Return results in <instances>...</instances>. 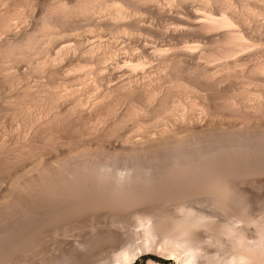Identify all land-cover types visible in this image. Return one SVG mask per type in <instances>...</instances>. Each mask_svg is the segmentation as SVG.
<instances>
[{
  "label": "bare ground",
  "instance_id": "bare-ground-1",
  "mask_svg": "<svg viewBox=\"0 0 264 264\" xmlns=\"http://www.w3.org/2000/svg\"><path fill=\"white\" fill-rule=\"evenodd\" d=\"M8 1V0H7ZM16 1V0H15ZM24 1V0H23ZM29 0H27V2H28ZM35 1V0H34ZM47 1V0H46ZM55 1V0H54ZM61 1H63V0H61ZM68 1V0H67ZM70 1V0H69ZM74 1V0H73ZM73 1H72V3H73ZM77 1H79L80 2V0H77ZM83 1H85V0H83ZM104 1V0H103ZM120 1V0H119ZM122 1V0H121ZM18 2V1H17ZM20 2V1H19ZM37 2V1H36ZM49 2V1H48ZM60 2V1H59ZM58 2V3H59ZM63 2H65V1H63ZM78 2V3H79ZM86 3H88V2H90V0H87V1H85ZM92 2H93V0L91 1V3L90 4H92ZM95 2H96V0H95ZM98 2V1H97ZM107 2H109V1H107ZM122 2H124L125 4H126V6L128 5V6H130V7H135L134 9H136V7H137V9H138V7L139 8H141L142 10L144 9V12H142L141 11V9H140V11L142 12V14L144 13V20L145 21H150V18H148L147 16H148V14H154V16L156 17H161L162 15H167V16H169L171 19H179L180 20V22L183 24L182 26V28L183 29H185L186 31H191L192 33L193 32H198V33H201L202 35H204L206 38V40H205V42H204V44L202 45L200 42H198V43H189L188 42V44L186 45V44H183L181 47H175V48H173L171 51H169L168 53L167 52H164V49L163 48H161L162 47V45H161V47H159L158 46V44H155V45H151L150 43H148L147 41H142V42H140V41H138L139 43L138 44H140L141 45V47H143V49H144V57L146 58V57H148V59L151 61V62H153L155 59H157V60H161L162 62H165V64L164 63H162V64H164V65H168L169 67H172V69H173V71H174V74H179V72L181 71V70H183L184 72L186 71V75H187V73H188V76H189V79L190 78H193L195 81L196 80H198V81H200L201 83H202V85H203V83H204V86H205V84L206 85H208L209 83H211V85H213V84H215L216 85V83L218 84V83H220L221 84V82H223V81H226V80H223L221 77H218L217 78V76H222V75H225L224 73H220V74H218L217 76H216V73H217V71H218V69H220L221 68V71H222V69L224 70L225 69V72L227 71H229L230 70V72H232L231 70H234L233 72L234 73H236L235 72V70H238L239 72H241V70H243L244 71V73H245V77H246V71H247V73L249 74L250 73V75H248V76H250L251 77V79H253L254 80V77H256L257 79L259 78L260 80H262V81H264V78H263V76H264V0H123ZM121 2V3H122ZM3 3V2H2ZM8 3V2H7ZM23 3V2H22ZM69 3V2H68ZM78 3H76V5H78ZM86 3H85V5H83L84 7L86 6H88V5H86ZM94 3V2H93ZM119 3V2H118ZM5 4V3H4ZM15 4V3H14ZM34 4V3H33ZM53 4V3H52ZM61 4V3H60ZM66 4V3H65ZM65 4H64V7L62 6V8L64 9V8H66L67 7V5L68 4H66V7H65ZM75 4V3H74ZM95 4V3H94ZM102 4V3H101ZM108 4V3H107ZM19 5V4H18ZM20 5H21V3H20ZM26 5V4H25ZM37 5H39V4H37ZM40 5H41V1H40ZM54 5H57V4H54ZM73 6V4H70L69 6ZM5 6L6 7H8V6H10V3H8V5H6L5 4ZM28 6V5H27ZM33 6V5H32ZM36 6V5H35ZM46 6V5H45ZM48 6H49V3H48ZM47 6V7H48ZM61 6H59L58 5V7H61ZM83 6H81V7H83ZM109 6V5H108ZM119 6V7H118ZM0 7H1V5H0ZM3 7V6H2ZM11 7V6H10ZM15 7H17V9H18V6H15ZM21 7V9H22V6H20ZM34 7V6H33ZM52 7V6H51ZM56 7V6H55ZM75 7H77V6H75ZM75 7H73V8H75ZM79 7V6H78ZM90 7H94L93 5L91 6H89V8ZM101 7V6H100ZM123 7H125V6H123ZM123 7H121L120 5H117V9H118V11H119V13L116 15V16H118L119 15V17H116V18H119V20H120V25H122V24H124V22L126 21V19H125V21H121V19H123V18H127V17H125V13H126V11L124 12H121L122 11V9H123ZM215 7H217V8H215ZM12 8V7H11ZM23 8H25V7H23ZM29 8H31V7H29ZM29 8H26V11H25V13L26 12H29V11H27V9H29ZM46 8V7H45ZM49 8V7H48ZM89 8H85L86 10L87 9H89ZM97 8V7H96ZM104 9H106L105 7H103ZM122 8V9H121ZM0 9H2V8H0ZM10 9V8H9ZM42 9V8H41ZM55 9V8H54ZM67 9V8H66ZM70 9V8H69ZM76 9V8H75ZM74 9V10H75ZM83 10H84V8H82ZM91 9V8H90ZM89 9V10H90ZM94 9V8H93ZM98 9V8H97ZM109 9V8H108ZM110 9H112V8H110ZM116 9V10H117ZM203 9V10H202ZM20 10V9H19ZM30 10H32V9H30ZM57 10H59L58 8H57ZM56 10V11H57ZM62 10V9H61ZM80 10V9H79ZM78 10V11H79ZM88 10V11H89ZM101 10V9H100ZM112 10H114V9H112ZM124 10V9H123ZM132 10H133V8H132ZM200 10H202V11H204V10H206V11H204V12H206L205 14L203 13V12H201ZM215 10H218V12H219V14L217 13V11H215ZM12 11H14V10H12ZM15 11H16V9H15ZM55 11V10H54ZM63 11V10H62ZM82 11V10H81ZM91 11H92V9H91ZM107 11V10H106ZM117 11V12H118ZM129 11V10H128ZM134 12H137V11H135V10H133ZM132 11V12H133ZM138 11H139V9H138ZM2 12V11H1ZM4 12V11H3ZM9 12H10V10H9ZM9 12H7L8 14H9ZM19 12V11H18ZM22 12V11H21ZM43 12H44V10H43ZM46 12V11H45ZM60 12V11H59ZM68 12V11H67ZM71 12V10L69 11V13ZM83 12V11H82ZM90 12V11H89ZM95 12H97V11H95ZM95 12L93 11V13L95 14ZM103 12H104V10H103ZM108 12V11H107ZM110 12V11H109ZM6 13V14H7ZM17 13V12H16ZM48 13V12H47ZM46 13V14H47ZM54 13V12H53ZM60 13H62V12H60ZM60 13H59V16H60ZM66 13V12H65ZM76 14H77V11L75 12ZM98 13V12H97ZM101 13H102V10H101ZM111 13V12H110ZM109 13V14H110ZM130 13V12H129ZM15 14V13H14ZM18 14V13H17ZM20 14H22V13H19V15L18 16H20ZM24 14V13H23ZM42 14V13H41ZM50 14V13H49ZM55 14H57V13H55ZM73 14V12L71 13V15ZM87 13L85 12L83 15H86ZM89 14V13H88ZM104 14V13H103ZM107 14V13H106ZM127 14V13H126ZM133 13H131V15H132ZM138 14V13H137ZM139 14H140V12H139ZM3 15V14H2ZM10 15V14H9ZM44 15V14H43ZM63 15V14H62ZM66 15H68V14H66ZM65 15V16H66ZM77 15H79V14H77ZM80 15H81V13H80ZM80 15H79V17H78V19L79 18H81L80 17ZM135 15V14H134ZM158 15H161V16H158ZM4 16H5V14H4ZM26 16H27V14H26ZM25 16V17H26ZM32 16V15H31ZM30 16V17H31ZM34 16V15H33ZM32 16V17H33ZM39 16V15H38ZM47 16V15H46ZM53 16V15H52ZM115 16V15H114ZM128 16V15H127ZM6 17V16H5ZM11 17V16H10ZM22 17V16H21ZM21 17H19V18H21ZM28 17H29V15H28ZM51 17V16H50ZM49 17V18H50ZM74 17V16H73ZM89 17V16H88ZM101 17V16H100ZM106 17V16H105ZM138 17H139V15H138ZM142 16H141V14H140V18H141ZM148 18V19H145V18ZM149 17H151V19H152V15L150 16L149 15ZM8 18V17H7ZM35 18V17H34ZM40 18V17H39ZM58 18V17H57ZM63 18H65L64 16H62V19ZM66 18H67V16H66ZM69 18H70V14H69ZM84 18H85V16H84ZM83 18V19H84ZM97 18V17H96ZM95 18V19H96ZM113 19H114V17H112ZM134 18V17H133ZM132 18V19H133ZM140 18H138V20H137V17L135 18V19H133V20H130V19H128L127 21H126V23L128 24V26H131L132 24L129 22V20L130 21H133L134 22V27H135V24H136V26L137 25H143L142 27H141V29L142 28H144V32L148 29V27L150 28L152 25H154V23L152 22V25L150 24L151 22H147L146 24L145 23H143V24H141L140 23ZM3 19H4V17H3ZM2 19V20H3ZM24 19V18H23ZM30 19V18H29ZM28 19V20H29ZM43 19H46L45 18V16H44V18ZM43 19L41 20V21H43ZM52 19V18H51ZM74 19H75V17H74ZM86 19V18H85ZM87 19H89V18H87ZM98 19V18H97ZM142 19V18H141ZM161 19V18H160ZM164 19V18H163ZM167 20H168V18H166ZM15 20H17V19H15ZM14 20V21H15ZM54 20H55V18H54ZM67 20V19H66ZM69 20V19H68ZM91 20H93V19H91ZM101 20V19H100ZM106 20V19H105ZM116 20V19H115ZM136 22H135V21ZM153 21H154V18L152 19ZM21 21V20H20ZM35 21V20H34ZM39 21V20H38ZM48 21H49V19H48ZM52 21V20H51ZM56 21V20H55ZM63 21V20H62ZM70 21H71V19H70ZM81 21H83V20H81ZM97 21V20H96ZM102 21V20H101ZM142 21H143V19H142ZM158 21H159V19H158ZM158 21H156V22H158ZM173 21V20H172ZM254 22V23H252V22ZM32 22V21H31ZM37 22V21H36ZM53 22V21H52ZM59 22V21H58ZM78 22V21H77ZM76 22V23H77ZM80 22V21H79ZM87 22H89V21H86V25H87ZM95 22V21H94ZM99 22V21H98ZM110 22V21H109ZM131 24V25H129V23ZM170 22V21H169ZM174 22V21H173ZM2 23V25H1V27H0V34H5V35H10V36H18V33L19 32H16V31H14L10 26L12 25V19H6V20H4V21H2L1 22ZM27 23H29V22H27ZM55 23V22H54ZM53 23V24H54ZM60 23H62V22H60ZM69 23V22H68ZM73 23H75V22H73ZM84 23V22H83ZM95 23H97V22H95ZM105 23V22H104ZM111 23V22H110ZM113 23V22H112ZM115 23V22H114ZM113 23V24H114ZM117 23H118V19H117ZM122 23V24H121ZM125 23V24H126ZM148 23L151 25H149V26H147L148 25ZM166 23V22H165ZM24 24H26L25 23V19H24ZM31 24V23H30ZM35 24V23H34ZM38 24V23H37ZM37 24H36V26H37ZM41 24H44L43 22L41 23ZM64 24H67V23H64ZM64 24H63V26H64ZM71 24V23H70ZM79 24V23H78ZM92 24V23H91ZM102 24V23H101ZM100 24V25H101ZM116 24V23H115ZM124 24V25H125ZM20 25V24H19ZM28 24H26V26H27ZM48 25V24H47ZM52 25V24H51ZM56 25V24H55ZM57 25H58V23H57ZM81 25V24H80ZM83 25V24H82ZM84 25H85V23H84ZM90 25V24H89ZM99 25V26H100ZM123 25V26H124ZM133 25L131 26V28L133 27ZM157 25V24H156ZM160 25H162V24H160ZM159 25V26H160ZM165 25V24H164ZM171 25V24H170ZM179 25V24H178ZM25 26V25H24ZM45 26H46V24H45ZM61 26V25H60ZM71 26V25H70ZM114 26V25H113ZM116 26H118L117 24L115 25V29L117 28ZM158 26V25H157ZM163 26V25H162ZM177 26V25H176ZM20 26H18V28H19ZM28 27V26H27ZM30 27H32V26H30ZM38 27H40V26H38ZM42 27H43V25H42ZM50 27H52V26H50ZM57 27V26H56ZM68 27V26H67ZM95 27V26H94ZM110 27V26H109ZM119 27V26H118ZM138 27V26H137ZM137 27H135L134 29H137ZM140 27H138V29L140 28ZM166 27V26H165ZM175 27V26H174ZM18 28H17V30H18ZM21 28V27H20ZM20 28H19V30H20ZM29 28V27H28ZM34 28V27H33ZM37 28V27H36ZM73 28V27H72ZM75 28V27H74ZM83 28V27H82ZM87 28V27H86ZM89 28V27H88ZM103 28H104V26H103ZM122 28V27H121ZM120 28V29H121ZM154 27H152V28H150V31H151V29H153ZM159 28V27H158ZM157 28V29H158ZM169 28V27H168ZM180 28V27H179ZM178 28V29H179ZM25 29V28H24ZM23 29V30H24ZM38 29V28H37ZM41 29V28H40ZM39 29V30H40ZM46 29V28H45ZM48 29H50V28H47L46 29V31L48 30ZM56 28H54V30H55ZM62 29V28H61ZM66 29V28H65ZM118 29V28H117ZM119 29V30H120ZM155 29V28H154ZM157 29H155V30H157ZM162 29V28H161ZM34 30H35V28H34ZM52 30H53V28H52ZM58 30V29H57ZM60 30V29H59ZM58 30V31H59ZM77 30V29H76ZM85 30V29H84ZM96 30H97V28H96ZM124 30H126V29H124ZM127 30H128V28H127ZM25 31V30H24ZM28 31H30V30H28ZM32 31V30H31ZM46 31H44V32H46ZM56 31V30H55ZM75 31V30H74ZM106 31H107V29H106ZM110 31V30H109ZM120 31H122V29L120 30ZM137 31V30H136ZM142 31V30H141ZM149 31V30H148ZM159 31H160V29H159ZM162 31V30H161ZM179 31V30H178ZM183 31V30H182ZM33 32V31H32ZM40 32V31H39ZM43 32V34H45ZM69 32V31H68ZM67 32V33H68ZM71 32H72V30H71ZM104 32V31H103ZM108 32V31H107ZM127 32H129V31H127ZM152 32L154 33V31L152 30ZM164 32V31H163ZM169 32V31H168ZM184 32V31H183ZM182 32V33H183ZM28 32H26L25 34H27ZM35 33V32H34ZM60 33V32H59ZM63 33H65V32H63ZM79 33V32H78ZM99 33V32H98ZM104 33H106V32H104ZM111 33V32H110ZM123 33H126V32H123ZM130 33V32H129ZM134 33H135V31H134ZM142 33V32H141ZM166 33V32H165ZM175 33V32H174ZM186 33V32H185ZM20 34H23V33H21V30H20ZM19 34V35H20ZM29 34H31V33H29ZM35 34H37L38 35V33L36 32ZM35 34H33L32 33V35H35ZM48 34V33H47ZM55 34V33H54ZM53 34V35H54ZM57 34V33H56ZM61 34V33H60ZM59 34V35H60ZM81 34H82V32H81ZM80 34V36H82ZM91 34V33H90ZM118 34H119V32H118ZM132 34V33H131ZM147 34H149V33H147ZM146 34V35H147ZM154 34H156V32L154 33ZM158 34V33H157ZM167 34V33H166ZM166 34H164V33H162V35H166ZM176 34V33H175ZM178 34V33H177ZM187 34V33H186ZM197 34V33H196ZM4 35V36H5ZM50 35V34H49ZM52 35V36H53ZM73 35V34H72ZM76 35V34H75ZM78 35V34H77ZM99 35V34H98ZM105 35V34H104ZM112 35H113V33H112ZM115 35V34H114ZM126 35V34H125ZM145 35V36H146ZM160 35H161V33H160ZM160 35H158L159 37H160ZM170 35V34H169ZM182 35V34H181ZM188 35V34H187ZM9 36V37H10ZM27 36V35H26ZM43 36V35H42ZM51 36V37H52ZM57 35H55L54 37H56ZM106 36V35H105ZM134 36V35H133ZM155 36V35H154ZM23 37V36H22ZM24 37H25V35H24ZM23 37V38H24ZM30 37V36H29ZM29 37H27V38H29ZM39 37V36H38ZM50 37V36H49ZM58 37L59 36H57L56 38L58 39ZM62 37V36H61ZM96 37V36H95ZM118 37H120V36H118ZM123 37V36H122ZM138 37V36H137ZM136 37V38H137ZM141 37V36H140ZM150 37V36H149ZM165 37V36H164ZM166 37H168V36H166ZM170 37V36H169ZM176 37V36H175ZM178 37V36H177ZM188 37V36H187ZM198 37H200L199 35H198ZM2 38V37H1ZM11 38V37H10ZM18 38V37H17ZM32 38V37H31ZM48 38V37H47ZM87 38V37H86ZM114 38V37H113ZM115 38H117L116 36H115ZM125 38V37H124ZM129 38V37H128ZM127 38V39H128ZM143 38V37H142ZM151 38H152V36H151ZM156 38H158L157 37V35H156ZM182 38V37H181ZM180 38V39H181ZM189 38H190V36H189ZM202 38V37H201ZM16 39V38H15ZM14 39V40H15ZM39 40L41 39V38H38ZM37 39V40H38ZM74 39V38H73ZM84 39V38H83ZM101 39V38H100ZM135 39V38H134ZM140 39V38H139ZM159 39V38H158ZM166 39H168V38H166ZM172 39H174V38H172ZM176 39V38H175ZM2 40H4V38L2 39ZM2 40H0V41H2ZM22 40V39H21ZM20 39H19V41H21ZM23 40H25V39H23ZM32 40V39H31ZM35 40V39H34ZM36 40V41H37ZM42 40V39H41ZM49 40V39H48ZM53 40H55V39H53ZM87 40V39H86ZM124 40V39H123ZM122 40V41H123ZM155 41H156V39H154ZM153 40V41H154ZM163 40V39H162ZM5 41V40H4ZM17 41V40H16ZM28 41H30L29 39H28ZM42 41H44V40H42ZM41 41V42H42ZM46 41V40H45ZM51 41V40H50ZM104 41V40H103ZM110 41V40H109ZM134 41V40H133ZM137 41L135 40V42L137 43ZM152 41V40H151ZM158 41V40H157ZM164 41V40H163ZM179 41V40H178ZM190 41V40H189ZM204 41V40H203ZM5 42H8V41H5ZM26 42H27V39H26ZM41 42H39V43H41ZM57 42V41H56ZM55 42V43H56ZM85 42V41H84ZM84 42H82L83 43V45H84ZM96 43H97V41H95ZM95 42H93V43H95ZM100 42V41H99ZM118 42H120L119 40H118ZM144 42V43H143ZM160 42V41H159ZM167 42V41H166ZM169 42H170V40H169ZM174 42V41H173ZM180 42H182V41H180ZM10 43H11V40H10ZM9 43V44H10ZM18 43H20V42H18ZM24 43V42H23ZM28 43V42H27ZM30 43H31V41H30ZM33 43V42H32ZM51 43V42H50ZM50 43H48V45L50 44ZM76 43V42H75ZM75 43H73V44H75ZM78 43V42H77ZM106 43V42H105ZM104 43V44H105ZM111 43V42H110ZM127 43H130V40H128V42ZM200 43V44H199ZM203 43V42H202ZM3 46H5L3 43H1ZM5 44H7V43H5ZM21 44V43H20ZM46 44V43H45ZM99 44V43H98ZM114 44H115V42H114ZM123 44V43H122ZM122 44H120V45H122ZM125 44V43H124ZM135 44V43H134ZM153 44V43H152ZM167 44V43H166ZM178 44V43H177ZM11 45H13V43L11 44ZM26 45V44H25ZM35 45V44H34ZM36 45H37V43H36ZM43 45H44V43H43ZM54 45V44H53ZM71 45V44H70ZM79 45V44H78ZM139 45V46H140ZM186 45V46H185ZM2 46V47H3ZM17 46H19V45H17ZM29 46V45H28ZM31 46V45H30ZM29 46V47H30ZM39 46V45H38ZM41 46H42V44H41ZM74 46V45H73ZM97 46V45H96ZM104 46V45H103ZM118 46V45H117ZM125 46V45H124ZM128 46V45H127ZM131 46V45H130ZM135 46V45H134ZM166 46V45H165ZM173 46V45H172ZM6 47H9V46H6ZM11 47V46H10ZM10 47H9V49H10ZM14 47L16 48V46L14 45ZM24 47V46H23ZM33 47V46H32ZM35 47V46H34ZM34 47H33V50H34ZM42 47H44V46H42ZM50 47V46H49ZM51 47H53V46H51ZM80 47V46H79ZM89 47V46H88ZM92 46H90L89 48H91ZM99 47V46H98ZM98 47H97V49H98ZM114 47V46H113ZM132 47V46H131ZM3 48H5V47H3ZM12 48H13V46H12ZM14 48V49H15ZM19 48V47H18ZM39 48V47H38ZM59 48V47H58ZM64 48H65V46H64ZM83 48H84V46H83ZM100 48V47H99ZM110 48V47H109ZM119 48H120V46H119ZM118 48V49H119ZM130 48V47H129ZM20 49H22V46H21V48ZM26 49H28V48H26ZM39 49H41V51H42V48H39ZM38 49V50H39ZM53 49V48H52ZM61 49V48H60ZM80 49V48H79ZM86 49H88V48H86ZM92 49V48H91ZM117 49V48H116ZM123 49V48H122ZM133 49V48H132ZM142 49V50H143ZM166 49V48H165ZM6 51H7V49H5ZM19 50V49H18ZM32 49L30 50V52L31 51H33ZM35 50H37V48L35 49ZM44 50V49H43ZM69 50V49H68ZM94 50H96V49H94ZM99 50V49H98ZM100 50H101V48H100ZM114 50V49H113ZM120 50V49H119ZM124 50H126V49H124ZM136 50V49H135ZM139 50V49H138ZM13 51V50H12ZM16 51V50H15ZM14 51V52H15ZM23 51H25L24 49H23ZM53 51V50H52ZM59 50H57V52H58ZM60 51H62V50H60ZM59 51V52H60ZM79 51V50H78ZM92 51V50H91ZM106 51V50H105ZM1 52V51H0ZM14 52H12L13 54H14ZM20 52V51H19ZM28 52H29V50H28ZM39 52H40V50H39ZM44 52V51H43ZM66 52V51H65ZM68 52V51H67ZM76 52H77V50H76ZM88 52V51H87ZM93 52V51H92ZM97 52H99V51H97ZM111 52V51H110ZM128 52V51H127ZM131 52V51H130ZM135 52V51H134ZM6 53V52H5ZM11 52H10V54H12ZM20 53H22V51L20 52ZM19 53V54H20ZM27 53V52H26ZM32 53V52H31ZM73 53V52H72ZM71 53V54H72ZM75 53V52H74ZM83 53V52H82ZM100 53V52H99ZM108 53V52H107ZM114 53H116V52H114ZM136 53V52H135ZM7 54H8V52H7ZM23 54H24V52H23ZM40 54V53H39ZM49 54V53H48ZM67 54V53H66ZM84 54H86V53H83V55ZM93 54H94V52H93ZM101 54H103V53H101ZM110 54V53H109ZM127 54V53H126ZM129 54V53H128ZM127 54V55H128ZM138 54V53H137ZM136 54V55H137ZM2 55H3V52H2ZM1 54H0V56H2ZM6 55V54H5ZM4 55V56H5ZM17 55V54H16ZM35 55V54H34ZM33 55V56H34ZM68 55H69V53H68ZM79 55V54H78ZM82 55V56H83ZM88 55V54H87ZM90 55V54H89ZM92 55V54H91ZM90 55V56H91ZM100 55V54H99ZM98 55V56H99ZM104 55H106V54H104ZM108 55V54H107ZM134 55V54H133ZM132 55V56H133ZM3 56V57H4ZM10 56V55H9ZM14 56V55H13ZM19 56V55H18ZM22 56V54L20 55V57ZM24 56H26V54H24L23 55V57ZM30 56H32V55H30ZM51 56V55H50ZM58 56H60L59 54H58ZM66 56V55H65ZM73 56V55H72ZM96 56H97V54H96ZM117 56V55H116ZM129 56V55H128ZM131 56V55H130ZM129 56V57H130ZM131 56V57H132ZM3 57H2V60H5V58L3 59ZM12 57V56H11ZM20 57H19V59H20ZM26 57H28V59H29V55L28 56H26ZM35 57V56H34ZM39 57H40V55H39ZM53 57V56H52ZM55 57V56H54ZM61 57V56H60ZM81 57V56H80ZM85 57V56H84ZM88 57V56H87ZM94 57V55L91 57V58H93ZM103 57V56H102ZM105 57H107V56H105ZM104 57V58H105ZM113 57V56H112ZM111 57V55H110V58L109 59H111L112 58ZM124 57V56H123ZM125 57H127V56H125ZM134 57H136V56H134ZM143 57V56H142ZM8 58V57H7ZM10 58V57H9ZM17 58V57H16ZM22 58V57H21ZM37 58V57H36ZM45 58H46V56H45ZM44 58V59H45ZM62 58H64L63 57V55H62ZM61 58V59H62ZM133 58V57H132ZM139 59L141 58V56H139L138 57ZM137 58V59H138ZM144 58V59H145ZM15 59V56H14V58H13V60ZM18 59V58H17ZM18 59V61H20ZM31 59H33V58H30L29 60L32 62L33 60H31ZM42 59V58H41ZM49 59V58H48ZM47 59V60H48ZM53 59V58H52ZM57 59H59V58H57ZM70 59H71V57H70ZM74 59V58H73ZM86 59H90V58H86ZM99 59V58H98ZM97 59V60H98ZM101 59V58H100ZM117 59V58H116ZM124 59V58H123ZM142 59V58H141ZM143 59V60H144ZM147 59V58H146ZM153 59V60H152ZM10 60H11V62H12V59L10 58ZM23 60H24V58H23ZM28 60V61H29ZM55 58L52 60V61H54L55 62ZM69 60V59H68ZM85 60V59H84ZM118 60V59H117ZM129 60V59H128ZM133 60H135V59H133ZM0 61H1V58H0ZM8 61V64H9V60H7ZM16 61V60H15ZM43 61V60H42ZM51 61V60H50ZM60 61V60H59ZM81 61H83V60H81ZM87 61V60H86ZM102 61V60H101ZM107 61V60H106ZM108 61H110V60H108ZM107 61V62H108ZM111 61H113V60H111ZM114 61H115V59H114ZM5 62H6V60H5ZM24 62V61H23ZM41 62V61H40ZM56 62H57V60H56ZM61 62V61H60ZM79 62V61H78ZM84 62L85 61H83V63L82 64H84ZM94 62H95V59H94ZM98 62H99V60H98ZM133 62V61H132ZM132 62H131V64H132ZM145 60H144V62H142V61H138L137 60V62H136V60H135V63L134 64H132L131 66L135 69V71H140V66H142L143 67V63H144V67H143V69H145L146 68V66H145ZM147 62H148V60H147ZM146 62V63H147ZM13 63H15V62H13ZM12 63V64H13ZM19 63V62H18ZM17 63V64H18ZM32 63H34V61L32 62ZM37 63H38V61H37ZM42 63V62H41ZM64 63V62H63ZM62 63V65H63V67H65L64 66V64ZM88 63V62H87ZM116 61H115V65H116ZM122 63V62H121ZM128 63H130V62H128ZM11 64V63H10ZM20 64V63H19ZM27 64H31V63H27ZM26 64V65H27ZM36 64V63H35ZM39 64V63H38ZM45 64H46V61H45ZM44 64V65H45ZM48 64H50V62H48ZM52 64V63H51ZM57 64H58V62H57ZM56 64V65H57ZM71 64V63H70ZM80 64V63H79ZM81 64V65H82ZM89 64V63H88ZM95 64V63H94ZM97 64V63H96ZM101 64V63H100ZM124 64V63H123ZM148 64V63H147ZM158 64V63H157ZM160 64V63H159ZM2 65H3V63H2ZM16 65V64H15ZM43 64H41V66H42ZM55 64H52V67L54 66ZM67 65V64H66ZM73 65V64H72ZM87 65V64H86ZM114 65V66H115ZM152 65V64H151ZM163 65V66H164ZM28 66H31V69H32V66L33 65H28ZM77 66H79V65H77ZM83 67L82 68H84V65H82ZM102 66H103V64H102ZM110 66V65H109ZM112 66V65H111ZM158 66V65H157ZM162 66V65H161ZM167 66V67H168ZM0 67H1V65H0ZM6 67V66H5ZM11 67V66H10ZM17 67V66H16ZM19 67V66H18ZM23 67V66H22ZM21 67V68H22ZM36 67V66H35ZM34 67V68H35ZM43 67V66H42ZM50 67V66H49ZM49 67H46L47 69L49 68ZM52 67H50V69H53ZM69 67V66H68ZM81 67V66H80ZM100 67V66H99ZM106 67V66H105ZM104 67V68H105ZM117 67H120V66H118L117 65ZM121 67H122V65H121ZM123 67H125V66H123ZM123 67H122V71H123ZM149 67V66H148ZM168 67V68H169ZM238 67H243V68H241L240 70H239V68ZM13 68V67H12ZM11 68V69H12ZM44 68V67H43ZM42 68V69H43ZM45 68V69H46ZM70 68V67H69ZM74 68H76V67H74ZM87 68H88V66H87ZM94 68V67H93ZM96 68H98V65H97V67ZM107 68H109L108 66H107ZM126 68H128V67H126ZM153 68V67H152ZM151 68V69H152ZM155 68V67H154ZM157 68V67H156ZM10 69V70H11ZM29 68H27V70H28ZM30 69V72L32 71V70H34V69H32L31 70ZM41 69V68H40ZM41 69V70H42ZM59 69V68H58ZM58 69L55 67V70L54 71H56L57 70V72H58ZM63 69V68H62ZM61 69V70H62ZM65 69H67V68H65ZM64 69V70H65ZM78 69V68H77ZM80 69V68H79ZM86 69V68H85ZM95 69V68H94ZM116 69L118 70V68H115V67H112L111 68V72H114L115 73V71H116ZM148 69V68H147ZM163 69V68H162ZM166 69V68H165ZM171 69V68H170ZM226 69H228V70H226ZM61 70H59V71H61ZM81 70V69H80ZM83 70V69H82ZM100 70H101V68H100ZM156 70H158V69H156ZM169 70V69H168ZM2 71H4V70H2ZM16 71V70H15ZM48 71H49V69H48ZM47 71V72H48ZM68 71V70H67ZM66 71V72H67ZM70 71H72V70H70ZM70 71H69V73H70ZM84 71H86V70H84ZM88 71H89V69H88ZM93 71V70H92ZM96 71V70H95ZM98 71H99V69H98ZM108 71V70H107ZM106 71V72H107ZM126 71H128V70H126ZM131 71H132V69H131ZM151 71V70H150ZM159 71V70H158ZM183 71H181V72H183ZM220 71V70H219ZM219 71H218V73H219ZM7 73H8V71H6ZM5 72V73H6ZM14 71H12L11 72V74L13 73ZM19 72V71H18ZM17 72V73H18ZM29 72V71H28ZM42 74L41 75H43V70L42 71H40ZM45 72L46 71H44V74H45ZM50 72H51V70H50ZM53 72V71H52ZM64 72V71H63ZM100 72V71H99ZM106 72H105V74H106ZM124 72H125V68H124ZM142 72V71H141ZM147 72H149V71H147ZM154 72H156V71H154ZM153 72V73H154ZM170 72V71H169ZM229 72V73H230ZM2 73V72H1ZM4 73V74H5ZM10 73V72H9ZM20 73H22L23 74V72H20ZM25 73V72H24ZM33 73H35V72H33ZM36 73H38V71L36 72ZM56 73V72H55ZM59 73V72H58ZM68 73V72H67ZM88 73V72H87ZM92 73V72H91ZM98 73V72H97ZM113 73V74H114ZM131 73V72H130ZM163 73H165V72H163ZM238 73V72H237ZM243 73V72H242ZM241 73V76L244 74H242ZM16 74V73H15ZM32 74V73H31ZM49 74V73H48ZM47 74V75H48ZM63 74V73H62ZM73 74V73H72ZM85 74V72L83 73V75ZM120 74H122V73H120ZM119 74V75H120ZM135 74V73H134ZM147 74V73H146ZM156 74V73H155ZM154 74V75H155ZM159 74V73H158ZM168 73L166 72V75H167ZM182 74V73H181ZM222 74V75H221ZM228 74V73H227ZM226 74V76H222L224 79H225V77L226 78H228L227 76L229 75H227ZM7 75V74H6ZM18 75V74H17ZM27 75V74H26ZM53 75H55V74H53ZM53 75L51 74V76H52V78H53ZM59 75V74H58ZM58 75H56V76H58ZM75 75V74H74ZM118 75V74H117ZM130 75H132V74H130ZM140 75V74H139ZM143 75V74H142ZM151 75H153V74H151ZM153 75V76H154ZM157 75V74H156ZM163 75V74H162ZM168 75H170V74H168ZM172 75V74H171ZM232 75V74H231ZM235 75V74H234ZM238 75V74H237ZM239 75H240V73H239ZM1 76V75H0ZM9 76H11V75H9ZM31 76V75H30ZM50 76V77H51ZM68 76V75H67ZM102 76H103V74H102ZM111 76V75H110ZM113 76V75H112ZM147 76V75H146ZM159 76V75H158ZM178 76V75H177ZM216 76V78L218 79V80H215L214 79V77ZM230 76V75H229ZM240 76V77H241ZM4 77V76H3ZM14 77H16V76H14ZM20 77H22V76H20ZM59 77V76H58ZM68 77H70V76H68ZM80 77V76H79ZM95 77V76H94ZM106 77V76H105ZM115 77V76H114ZM133 77V76H132ZM166 77V76H165ZM164 77V80L166 79V78H169L170 79V77H166L165 78ZM176 77V76H175ZM180 77H182L183 78V76H180ZM233 77H237L238 78V76H233ZM8 78H11V77H8ZM32 78V77H31ZM43 78H44V76H43ZM60 78V77H59ZM73 78V77H72ZM96 78V77H95ZM110 78V77H109ZM120 78H122V77H120ZM130 78V77H129ZM151 78V77H150ZM173 79H174V77H172ZM236 78V79H237ZM243 78L244 77H242V82L243 81H246L245 79L243 80ZM249 78V77H248ZM255 78V79H256ZM0 79H1V77H0ZM11 79H13V77L11 78ZM15 79V78H14ZM13 79V80H14ZM36 79H37V77H36ZM47 79V78H46ZM69 79V78H68ZM89 79V78H88ZM97 79H98V77H97ZM96 79V80H97ZM100 79H101V77H100ZM119 79V78H118ZM125 79H127V77L125 78ZM136 79V78H135ZM145 79H146V77H145ZM152 80H153V78H151ZM163 79V78H162ZM162 79L160 80L161 82H162ZM175 79H177V78H175ZM180 79V78H179ZM185 79V78H184ZM183 79V80H184ZM188 79V78H187ZM212 79L213 80H215V81H212ZM223 81H222V80ZM228 79H230V78H228ZM234 79V78H233ZM232 79V80H233ZM250 79V78H249ZM251 79H250V81H251ZM2 80V79H1ZM3 80H4V78H3ZM16 80V79H15ZM18 80H19V78H18ZM28 80H30V79H28ZM35 80V79H34ZM38 80V79H37ZM36 80V81H37ZM41 80V79H40ZM44 80V79H43ZM54 80V79H53ZM70 80V79H69ZM72 80V79H71ZM75 80V79H74ZM78 80V79H77ZM83 80V79H82ZM105 80V79H104ZM115 80V79H114ZM130 80V79H129ZM142 80H143V78H142ZM142 80H141V82H142ZM147 80V79H146ZM150 80V79H149ZM155 80V79H154ZM153 80V81H154ZM167 80V79H166ZM170 80H172V79H170ZM220 80H221V82H220ZM239 80V79H238ZM241 80V79H240ZM253 80H252V82H251V84L252 83H254L253 82ZM4 81H6V82H10V79L7 81L6 79L4 80ZM24 81H26V80H24ZM31 81V80H30ZM29 81V82H30ZM42 81V80H41ZM41 81H40V83H41ZM46 81V80H45ZM51 81V80H50ZM49 81V82H50ZM65 81V80H64ZM85 81V80H84ZM92 81V80H91ZM94 81V80H93ZM109 81V80H108ZM107 81V82H108ZM112 81V80H111ZM110 81V82H111ZM125 81H127V80H125ZM144 81V80H143ZM148 81V80H147ZM156 81V80H155ZM158 81V80H157ZM177 81V80H176ZM188 81V80H187ZM191 82L193 81V80H190ZM219 81V82H218ZM228 81V80H227ZM236 81V80H235ZM3 82V81H2ZM1 82V83H2ZM5 82V83H6ZM12 82V81H11ZM11 82H10V84H11ZM21 82V81H20ZM23 82V81H22ZM28 82V81H27ZM38 82V81H37ZM36 82V83H37ZM47 82V81H46ZM48 82V83H49ZM52 82V81H51ZM56 82H58V81H56ZM55 82V83H56ZM60 82V81H59ZM132 82H134V81H132ZM131 82V83H132ZM137 82V81H136ZM146 82V81H145ZM152 82V81H151ZM169 82V81H168ZM178 82V81H177ZM232 82V81H231ZM240 82V81H239ZM249 82V80L247 81V82H245V83H248ZM4 83V82H3ZM26 83V82H25ZM31 83H32V81H31ZM34 83H35V81H34ZM47 83V84H48ZM53 83V82H52ZM62 83H63V81H62ZM61 83V84H62ZM65 83V82H64ZM67 83H69V82H67ZM122 83H124V82H121V84H118L117 83V87H123L122 86ZM131 83H129V84H131ZM139 83V82H138ZM154 83V82H153ZM156 83V82H155ZM158 83V82H157ZM174 83H176V82H174ZM181 83V82H180ZM196 83H199V82H196ZM196 83H195V85H196ZM225 83V82H224ZM228 83V82H227ZM233 83V82H232ZM231 83V84H232ZM250 83V82H249ZM248 83V84H249ZM7 84V83H6ZM23 84V83H22ZM38 84V83H37ZM96 84V83H95ZM102 84V83H101ZM104 84V83H103ZM133 84V83H132ZM135 84V83H134ZM140 84V83H139ZM148 84H149V82H148ZM147 84V85H148ZM161 84H163V82L161 83ZM166 84H167V82H166ZM192 84H194L193 82H192ZM220 84H218L217 86L219 87V85ZM237 84H238V82H237ZM242 84V83H241ZM244 84V83H243ZM255 84V83H254ZM253 84V85H254ZM257 85H260L259 87H261V82H260V84H258V83H256ZM255 84V85H256ZM263 84V83H262ZM13 85V84H12ZM15 85H16V83H15ZM25 85H27L28 86V83L27 84H25ZM42 85V84H41ZM45 85V84H44ZM43 85V86H44ZM51 85V84H50ZM54 85V84H53ZM56 85V84H55ZM55 85H54V87H55ZM60 85V84H59ZM73 85V84H72ZM85 85V84H84ZM90 85V84H89ZM88 85V86H89ZM97 85V84H96ZM108 85V84H107ZM125 85H127V84H125ZM151 85V84H150ZM158 86H160L159 85V83L157 84ZM168 85V84H167ZM173 85V84H172ZM176 85H178V84H175V86ZM185 86L187 85L188 86V84H184ZM199 85V84H198ZM201 85V87L200 88H203V86ZM210 84L208 85V86H210L211 88H214V90H216V89H218V88H216L215 89V87H212ZM225 85H228V84H225ZM224 85V86H225ZM235 85V84H234ZM233 85V86H234ZM252 85V86H253ZM256 85V86H257ZM2 86V85H1ZM7 86H9V84L7 85ZM6 86V87H7ZM16 86H19V85H16ZM22 86V85H21ZM21 86H19V87H21ZM23 86H24V84H23ZM29 86H30V84H29ZM31 86H32V84H31ZM48 86V85H47ZM62 86V85H61ZM66 86V85H65ZM80 86V85H79ZM91 86V85H90ZM141 86V85H140ZM139 86V87H140ZM156 86V85H155ZM157 86V87H158ZM164 86V85H163ZM190 86V85H189ZM223 86V87H224ZM238 86V85H237ZM236 86V87H237ZM242 86V85H241ZM241 86H238V88L237 89H239V91H240V88L239 87H241ZM250 86V84L248 85V87ZM263 86V85H262ZM5 87V88H6ZM15 87V86H14ZM38 87H40V86H38ZM44 87H46V85L44 86ZM49 87V86H48ZM51 87H52V85H51ZM60 87V86H59ZM59 87H56V88H59ZM63 87V86H62ZM69 87V86H68ZM67 87V88H68ZM84 87H86V86H84ZM99 86H97V88H98ZM103 87V86H102ZM116 87V86H115ZM114 87V88H115ZM119 87V88H120ZM125 87V86H124ZM123 87V88H124ZM127 87V86H126ZM129 87V86H128ZM134 87V86H133ZM137 87V86H136ZM142 87V86H141ZM152 87V89L151 88H146V84L144 85V91H142V93H141V89H139V91H137V94H138V92H140L141 93V95L142 96H147L146 97V99L148 100V101H146V102H149V100L151 101L152 99H154V100H152V101H155L156 99L155 98H157V96L159 97V95L157 94V92H159V91H156V88L154 87L153 88V86H151ZM165 87H167V86H165ZM193 88H194V86H192ZM196 87H198L197 85H196ZM206 87L207 86H205V90H206ZM222 87V90H224V88ZM227 87V86H226ZM232 87V86H231ZM243 87H244V85H243ZM246 87V86H245ZM4 88V87H3ZM7 88H11V87H7ZM16 88V87H15ZM22 89H24V87H21ZM47 88V87H46ZM45 88V89H46ZM65 88V87H64ZM63 88V89H64ZM70 88H72V87H70ZM79 88V87H78ZM94 88V87H93ZM101 88V87H100ZM122 88V89H123ZM162 88V87H161ZM160 88V89H161ZM164 88V87H163ZM162 88V89H163ZM168 88V87H167ZM170 88H174V86L173 87H170ZM178 88V87H177ZM176 88V89H177ZM180 88H182V85H180ZM180 88H178V89H180ZM191 88V87H190ZM189 87H188V89H190ZM208 88V87H207ZM210 88V89H211ZM229 88V87H228ZM252 88V87H251ZM253 88H255L254 86H253ZM252 88V89H253ZM263 88H264V86H263ZM263 88H261V90L263 89ZM13 89V88H12ZM17 89V88H16ZM20 89V88H19ZM18 89V90H19ZM21 89V90H22ZM29 89V88H28ZM30 89H31V87H30ZM36 89V88H35ZM37 89H39V88H37ZM37 89H36V91H37ZM52 89H53V87H52ZM73 89V88H72ZM72 89H70V90H72ZM91 89V88H90ZM104 89V88H103ZM113 89V88H112ZM130 90H128V91H130V93H131V89H133V88H129ZM137 89V88H136ZM162 89H161V91H162ZM183 89V88H182ZM184 89H186L185 87H184ZM188 89H186V91L188 90ZM195 90H196V88H194ZM193 89V91H195ZM204 89V88H203ZM232 89V88H231ZM230 89V90H231ZM233 89H234V87H233ZM255 89H257V88H255ZM4 90V89H3ZM7 90V89H6ZM17 90V91H18ZM34 89L32 88V91H33ZM42 90V89H41ZM46 90H48V89H46ZM69 90V89H68ZM67 90V91H68ZM77 90V89H76ZM95 90V89H94ZM93 90V91H94ZM124 90H126V89H124ZM163 90H165V89H163ZM167 90H169L170 91V89L168 88ZM201 90V89H200ZM222 90H221V93H222ZM227 90H229V89H227ZM227 90H226V92H227ZM244 90H246V92H247V90H249V89H244ZM251 90V89H250ZM259 91H260V89H258ZM264 90V89H263ZM11 91H13V90H11ZM15 91V90H14ZM25 91V90H24ZM30 91V90H29ZM28 91V92H29ZM45 91V90H44ZM44 91L42 90V93H44ZM49 91V90H48ZM64 91V90H63ZM78 92H79V94L81 93L79 90H77ZM81 91H82V89H81ZM84 91H86V90H84ZM98 91V90H97ZM108 91H110V90H108ZM107 91V92H108ZM120 91V90H119ZM123 91V90H122ZM122 91H120V92H122ZM169 91H166V92H169ZM184 91V93H185V90H183ZM190 91V90H189ZM199 91V90H198ZM225 91V90H224ZM223 91V92H224ZM232 91H235V89L234 90H232ZM242 91H243V89H242ZM252 91V90H251ZM250 91V92H251ZM258 91V92H259ZM19 92V91H18ZM17 92V93H18ZM35 92V91H34ZM45 92H47V91H45ZM50 92V91H49ZM54 92V91H53ZM59 92V91H58ZM61 92H62V90H61ZM70 92H72V94H73V91H70ZM78 92H76L77 94H78ZM111 92V91H110ZM114 92H116V91H114ZM134 92V91H133ZM143 92H144V94L145 95H143ZM172 92V91H171ZM179 92V91H178ZM191 92V91H190ZM189 92V93H190ZM196 92V91H195ZM194 92V93H195ZM211 92H213V91H211ZM210 92V93H211ZM220 92V91H219ZM249 92V94H251L250 96H252V93H250ZM254 92V91H253ZM256 92V91H255ZM260 92H262V91H260ZM4 93V92H3ZM15 93H16V91H15ZM31 93H33V92H31ZM37 93V92H36ZM39 93V92H38ZM42 93H41V95H42ZM48 93V92H47ZM63 93V92H62ZM87 93V92H86ZM99 93V92H98ZM106 93V92H105ZM113 93V92H112ZM117 93H118V90H117ZM124 93V92H123ZM130 93H128V94H130ZM162 93H163V91H162ZM173 93H174V91H173ZM191 93H193V92H191ZM203 93V92H202ZM208 93V95L210 96L211 94L209 93V92H207ZM233 93V92H232ZM239 93V92H238ZM235 94V92H234V94L235 95H239V94ZM242 93V92H241ZM241 93H240V95H241ZM7 94H8V92H7ZM19 95H20V92L18 93ZM26 94H28V93H26ZM54 95H55V93H53ZM83 94V93H82ZM82 94H80V95H82ZM91 94V93H90ZM109 94H111V93H109ZM122 94V93H121ZM125 94V93H124ZM128 94L125 96V98H128L129 96H128ZM136 94V93H135ZM134 93H132V94H130V95H135ZM136 94V95H137ZM160 94V93H159ZM164 94H165V92H164ZM176 94V93H175ZM179 94V93H178ZM182 94V93H181ZM218 94V93H217ZM225 94V93H224ZM243 95H242V97L245 99V98H247V96L248 95H244L245 93H242ZM261 94V93H260ZM1 95V94H0ZM11 95H12V92H11ZM15 95V94H14ZM30 95V94H29ZM40 95V94H39ZM46 95V94H45ZM47 95H49V94H47ZM54 95H51V96H54ZM56 95L57 96H59L58 94H57V92H56ZM55 95V96H56ZM62 95V94H61ZM64 95V94H63ZM67 95V94H66ZM70 95V94H69ZM84 95V94H83ZM92 95V94H91ZM96 95V94H95ZM94 95V96H95ZM103 95V94H102ZM107 95V94H106ZM113 95V97H114V94H112ZM116 95V94H115ZM118 95V94H117ZM120 95V94H119ZM123 95V94H122ZM135 95V96H136ZM162 95V94H161ZM183 95V94H182ZM188 95V94H187ZM186 95V96H187ZM190 95V94H189ZM193 95V94H192ZM194 95H196V94H194ZM203 95V94H202ZM221 95V94H220ZM223 95V94H222ZM227 95H228V93H227ZM256 95V94H255ZM262 95H263V93H262ZM262 95L260 96V97H262ZM6 96V95H5ZM25 96V95H24ZM24 96H22L24 99H25V97ZM36 97H38L37 95H35ZM44 96V95H43ZM89 96V95H88ZM101 96V95H100ZM99 96V97H100ZM111 96V95H110ZM121 96V95H120ZM138 96H140V94H138ZM137 96V97H138ZM163 96V95H162ZM162 96H160L161 98H162ZM166 96H167V94H166ZM178 96H180V94L178 95ZM185 96V97H186ZM191 96V95H190ZM205 96V95H204ZM214 96H217V95H215L214 94ZM232 96V95H231ZM257 97H259V95H256ZM256 96H253V97H256ZM264 96V95H263ZM4 97V96H3ZM11 97V96H10ZM17 97V96H16ZM19 97V96H18ZM21 97V96H20ZM29 98L31 97V96H28ZM36 97H34L35 99H36ZM47 97V96H46ZM50 97V96H49ZM48 97V98H49ZM73 97V96H72ZM81 97V96H80ZM90 97V96H89ZM97 97V96H96ZM102 97V96H101ZM103 97H106L105 95L103 96ZM112 97V98H113ZM131 97V96H130ZM134 97V96H133ZM136 97V98H137ZM159 97V98H160ZM170 97V96H169ZM168 96H167V99L169 98ZM176 97H177V95H176ZM175 97V98H176ZM183 97H184V95H183ZM183 97H181V98H183ZM184 97V98H185ZM199 97V96H198ZM213 97V96H212ZM219 96H217V98H218ZM226 97H228V96H226L225 95V97L224 98H226ZM236 97V96H235ZM241 97V96H240ZM242 97H241V100H242ZM256 97V98H257ZM12 98V97H11ZM22 98V99H23ZM28 98V99H29ZM33 98V99H34ZM40 98H41V96H40ZM44 98V97H43ZM51 98V97H50ZM56 98V97H55ZM61 98V97H60ZM78 98H79V95H78ZM77 98V99H78ZM91 98V97H90ZM94 98V97H93ZM106 98H108V95H107V97ZM115 98H116V96H115ZM114 98V99H115ZM132 98V97H131ZM135 98V97H134ZM139 98V97H138ZM195 98V97H194ZM200 98V97H199ZM220 98V97H219ZM218 98V99H219ZM237 98V97H236ZM239 98V97H238ZM237 98V99H238ZM250 98V97H249ZM264 98V97H263ZM3 99V98H2ZM16 99H18V98H16ZM52 99V98H51ZM50 99V100H51ZM63 99V98H62ZM69 99V98H68ZM70 99H71V97H70ZM69 99V100H70ZM94 99H96V98H94ZM102 99V98H101ZM109 99V101L110 100H112L111 98H108ZM119 99H120V97H119ZM122 100H123V98H121ZM129 99V98H128ZM140 99V98H139ZM162 99H164V97L162 98ZM167 99H164V100H166L167 101ZM190 99V98H189ZM193 99V98H192ZM197 99V98H196ZM201 99V98H200ZM203 99V98H202ZM207 99V98H206ZM211 100H212V98H210ZM227 99V98H226ZM233 99V98H232ZM248 99V98H247ZM247 99H245V101H241L240 99H238L239 101H238V103H241L240 105L238 104V106H240V107H238V108H241L242 107V110L241 111H238V110H240V109H238L237 110V112H238V114L239 113H243V114H246V115H242L244 118H245V116H246V118L245 119H249V120H252V119H254L255 120V118L256 117H259L261 120H264V103L262 102V103H260V105L258 106V104L259 103H257V105H255V106H258V107H255L254 105H252V104H250V103H248V100ZM254 99V98H253ZM10 100V99H9ZM27 100V99H26ZM30 100V99H29ZM32 100V99H31ZM43 101H44V99H42ZM41 100V101H42ZM64 101L66 100L65 98L63 99ZM71 100H73V98L71 99ZM75 100V99H74ZM85 100V99H84ZM87 100V99H86ZM91 100V99H90ZM126 100V99H125ZM133 100V99H132ZM142 100H145L144 99V97L142 98ZM159 100H161V99H159ZM175 100V99H174ZM178 100V99H177ZM181 100V99H180ZM183 100V99H182ZM186 100V99H185ZM191 100V99H190ZM189 100V101H190ZM224 100V99H223ZM222 99H221V103H222V101H223ZM234 100V99H233ZM233 100H231L230 98L229 99H227V100H225V102H227V101H233ZM251 100V99H250ZM258 100H260V99H258ZM257 100V101H258ZM6 101V100H5ZM4 101V102H5ZM35 104H36V102L34 101V100H32ZM46 101V100H45ZM55 101V100H54ZM53 101V102H54ZM63 101V102H64ZM68 101V100H67ZM102 101H103V99H102ZM109 101H107L108 103H109ZM124 101V100H123ZM127 101V100H126ZM131 101V100H130ZM135 101H137V99L135 100ZM140 101V100H139ZM179 101V100H178ZM197 101H198V99H197ZM201 101V100H200ZM220 101V100H219ZM235 101V100H234ZM233 101V102H234ZM237 101V100H236ZM261 101V100H260ZM7 102H9V101H7ZM13 102V101H12ZM15 102V101H14ZM14 102H13V105H14ZM19 102V101H18ZM39 102V101H38ZM47 102V101H46ZM52 102V103H53ZM55 102H57V101H55ZM60 102V101H59ZM79 102V101H78ZM99 102H100V100H99ZM104 102H106V101H104ZM112 102V101H111ZM117 102V101H116ZM119 102H120V100H119ZM118 102V103H119ZM127 102H129V101H127ZM126 102V103H127ZM162 102H163V100H162ZM165 102V101H164ZM175 103H176V101H174ZM195 102V101H194ZM199 102V101H198ZM212 102H214V100L212 101ZM224 102V101H223ZM232 102V104H234ZM254 102H256L255 100H254ZM10 103H11V101H10ZM24 103V102H23ZM34 103H32V104H34ZM51 103V102H50ZM52 103H51V105L50 106H52ZM70 103V102H69ZM68 103V104H69ZM80 103V102H79ZM85 103V102H84ZM95 103H97V102H95ZM101 103V102H100ZM107 103V104H108ZM121 103V102H120ZM119 103V104H120ZM130 103V102H129ZM196 103V102H195ZM194 103V104H195ZM205 103V102H204ZM215 103V102H214ZM214 103H212V104H214ZM218 103H220V102H218ZM228 104H227V106L229 105L230 106V104L229 103H231V102H227ZM236 103V102H235ZM252 103H253V101H252ZM7 104V103H6ZM19 104H20V102H19ZM28 104H29V102H28ZM34 104V105H35ZM39 104V103H38ZM37 104V105H38ZM45 104V103H44ZM60 105H62L63 106V103L61 104V102L59 103ZM71 104V103H70ZM74 104H75V102H74ZM78 104V103H77ZM82 104H83V102H82ZM88 104V103H87ZM111 104V103H110ZM114 104H115V102H114ZM117 104V103H116ZM134 104V103H133ZM136 105H137V102L135 103ZM142 104V103H141ZM148 104H151V105H154V104H152V103H148ZM159 104V103H158ZM162 104V103H161ZM179 104H180V102H179ZM193 104V103H192ZM197 104V103H196ZM203 103H201V105H202ZM223 104H226V103H223ZM237 104H235L234 106H237ZM2 105V104H1ZM5 105V104H4ZM10 105V104H9ZM20 105H22V104H20ZM24 105V104H23ZM26 105V104H25ZM24 105V106H25ZM55 105V104H54ZM60 105H57V106H60ZM98 105V104H97ZM103 105V104H102ZM102 105H101V107H102ZM109 105V104H108ZM123 105V104H122ZM139 105V104H138ZM150 105V106H151ZM156 105V104H155ZM160 105V104H159ZM181 105V104H180ZM186 104H184V106H185ZM188 105V104H187ZM198 105V104H197ZM197 105H195V107L197 106ZM201 105H200V107H201ZM207 105V104H206ZM209 105V104H208ZM219 105V104H218ZM12 106V105H11ZM16 106V105H15ZM49 106V105H48ZM47 106V107H48ZM64 106H66V105H64ZM72 106V105H71ZM74 106V105H73ZM82 106V105H81ZM95 106H96V104H95ZM121 105H119V107H120ZM127 106V105H126ZM126 106H124L125 108H126ZM135 106V105H134ZM161 106V105H160ZM159 106V107H160ZM162 106H163V104H162ZM161 106V107H162ZM168 106V105H167ZM171 106V105H170ZM190 106V105H189ZM203 106V105H202ZM210 106V105H209ZM228 106V107H229ZM10 107V106H9ZM22 107V106H21ZM25 107H27V105L25 106ZM34 107V106H33ZM36 107V106H35ZM39 108H40V106H38ZM38 107H36V108H38ZM42 108H43V106H41ZM61 107V106H60ZM59 107V108H60ZM67 107V106H66ZM69 107V106H68ZM105 107V106H104ZM112 107V106H111ZM117 106L115 105V107H113L114 109L116 108ZM123 107V106H122ZM132 107V106H131ZM139 107V106H138ZM141 107V106H140ZM146 108H147V106H145ZM152 107V106H151ZM156 107V106H155ZM157 107H158V105H157ZM159 107H158V110H159ZM169 107V106H168ZM193 107V106H192ZM205 107V106H204ZM215 107V106H214ZM218 107V106H217ZM216 107V108H217ZM219 107H222V106H220L219 105ZM223 107H224V105H223ZM232 107V109H233V105L231 106ZM231 107H229V108H231ZM12 109H13V107H11ZM11 108H7V109H11ZM16 108V110H17V107H15ZM14 108V109H15ZM58 108V109H59ZM64 108V107H63ZM83 108H85V107H83ZM89 108V106L87 107V110H89L88 109ZM96 109V107H93V109ZM150 108V107H149ZM164 108V107H163ZM176 107L174 106V109H175ZM212 108V107H211ZM211 108H209V109H211ZM237 108V107H236ZM235 108V109H236ZM13 109V110H14ZM18 109H20V108H18ZM28 109V108H27ZM49 109V108H48ZM53 109H54V107H53ZM52 109V110H53ZM98 109V108H97ZM121 109V108H120ZM135 109V108H134ZM133 109V110H134ZM141 109H143V108H141ZM148 109V108H147ZM178 109V108H177ZM198 109V108H197ZM205 109V108H204ZM215 109V108H214ZM218 109V108H217ZM23 110V109H22ZM22 110H20L21 112H22ZM34 110V109H33ZM37 110V109H36ZM41 110H43V109H41ZM40 110V111H41ZM46 110V109H45ZM49 110H51V109H49ZM59 110H61L62 111V109H59ZM74 110V109H73ZM76 110H78V109H76ZM84 110V109H83ZM86 110V109H85ZM99 110V109H98ZM101 110V109H100ZM104 110V109H103ZM130 109H128V111H129ZM131 110H132V108H131ZM130 110V111H131ZM144 110L146 111V109L144 108ZM157 110V111H158ZM164 110V109H163ZM162 110V111H163ZM169 110H170V108H169ZM184 110H185V108H184ZM183 110V111H184ZM196 110V109H195ZM216 110V109H215ZM223 110H224V108L221 110V112H223ZM234 110V109H233ZM8 111V110H7ZM32 111V110H31ZM39 111V110H38ZM55 111H57V110H55ZM61 111H59V112H61ZM107 111H109V108H108V110ZM112 111V110H111ZM117 111H118V108H117ZM121 111H123V110H121ZM125 111V110H124ZM128 111H126L127 113H128ZM144 111V112H145ZM156 111V110H155ZM185 111H187V110H185ZM193 111H194V109H193ZM193 111H192V113H193ZM199 111H200V109H199ZM204 111V110H203ZM202 111V112H203ZM214 111V110H213ZM226 111H227V109H226ZM5 112V111H4ZM3 112V113H4ZM9 112V111H8ZM18 112V111H17ZM20 112V113H21ZM47 112V111H46ZM50 112V111H49ZM53 113H55L54 112V110L52 111ZM69 112H70V110H69ZM77 112V111H76ZM87 112V111H86ZM96 112V111H95ZM101 112V111H100ZM119 112V111H118ZM135 112H137V111H135ZM134 112V113H135ZM140 112H142V110L140 111ZM170 112V111H169ZM169 112H168V115H169ZM173 112H174V110H173ZM177 112V111H176ZM188 112H189V110H188ZM190 112H191V110H190ZM194 112H196V111H194ZM210 112V111H209ZM211 112H212V110H211ZM235 112H236V110H235ZM235 112H234V115H236L235 114ZM23 113V112H22ZM31 113V112H30ZM33 113V112H32ZM41 113V112H40ZM44 113H45V111H44ZM48 113V112H47ZM58 113V112H57ZM72 113V112H71ZM77 113H79V112H77ZM89 113V112H88ZM90 113H91V111H90ZM92 113H93V111H92ZM91 113V114H92ZM97 113H99L98 111H97ZM97 113L96 114H94V115H97ZM103 113V112H102ZM114 113H116V112H113V115H114ZM127 113H125V114H127ZM148 113H150V112H148ZM163 113V112H162ZM184 113V112H183ZM186 113V112H185ZM199 113H201V112H199ZM214 113H217V112H213V114ZM1 114V113H0ZM7 114V113H6ZM35 114H36V112H35ZM43 114V113H42ZM49 114V113H48ZM50 114H51V112H50ZM64 114V113H63ZM81 114H82V112H81ZM100 114V113H99ZM125 114H124V117H125ZM145 114H147V113H145ZM153 115H154V113H152ZM170 114H171V112H170ZM172 114H174V113H172ZM171 114V115H172ZM176 114V113H175ZM187 114V113H186ZM191 114V113H190ZM196 114H197V112H196ZM202 114H204V113H202ZM206 114V113H205ZM220 114V113H219ZM228 114V113H227ZM232 114V113H231ZM4 115V114H3ZM26 115V114H25ZM28 115V114H27ZM40 115V114H39ZM58 115V114H57ZM73 115V114H72ZM80 115V114H79ZM90 115V114H89ZM88 115V116H89ZM93 115V116H94ZM104 115V114H103ZM106 115V114H105ZM109 115H111L110 113H109ZM109 115H107V116H109ZM116 115V114H115ZM120 115H122V113L120 114ZM132 115V114H131ZM137 115H138V113H137ZM152 115V116H153ZM157 115H158V113H157ZM157 115H155V117L157 116ZM162 115V114H161ZM166 115V114H165ZM179 115V114H178ZM182 115V114H181ZM180 115V116H181ZM185 115V114H184ZM187 115H189V114H187ZM191 115H193V114H191ZM211 116H212V114H210ZM217 115V114H216ZM221 115V114H220ZM229 115V114H228ZM8 116V115H7ZM6 116V117H7ZM10 116H11V114H10ZM17 116V115H16ZM36 116V115H35ZM44 116V115H43ZM49 116V115H48ZM48 116H47V120H51L52 118H53V116H52V114L50 115V117L52 116V118L51 119H48ZM54 116H56V115H54ZM78 116V115H77ZM127 116V115H126ZM129 116H130V113H129ZM149 116V115H148ZM151 116V117H152ZM174 116V115H173ZM172 116V117H173ZM183 116V115H182ZM190 116V115H189ZM194 116V115H193ZM197 116H198V114H197ZM199 116H201V115H199ZM203 116V115H202ZM205 116H207V115H205ZM209 116V115H208ZM224 116V115H223ZM237 116V115H236ZM236 116H234V117H236ZM239 116V115H238ZM242 116H240L239 118H241ZM247 116H249V118H247ZM250 116H252V117H254V118H251ZM6 117H4V118H6ZM12 117V116H11ZM22 117V116H21ZM28 117H31V118H33L31 115L29 116L28 115ZM42 117V116H41ZM41 117H39V118H41ZM46 117V116H45ZM59 117V116H58ZM57 117V118H58ZM64 117V116H63ZM68 116H66V118H67ZM69 117H71V116H69ZM80 117V116H79ZM100 117H102V116H100ZM111 117H113V116H111ZM114 117H118V118H120L121 119V117H119V116H114ZM168 117V116H167ZM175 118H176V116H174ZM185 117V116H184ZM192 117V116H191ZM204 117V116H203ZM203 117H201V118H203ZM213 117H215L216 118V116H213ZM8 118V117H7ZM26 118H27V116H26ZM30 118V119H31ZM38 118V117H37ZM43 118V117H42ZM57 118L55 119V120H57ZM83 118V117H82ZM99 118V117H98ZM103 118V117H102ZM101 118V119H102ZM106 118V117H105ZM126 118V117H125ZM129 118V117H128ZM130 118H131V116H130ZM137 118V117H136ZM145 118V117H144ZM157 118V117H156ZM187 118H188V116H187ZM190 118V117H189ZM188 118V119H189ZM200 118V117H199ZM215 118H213V119H215ZM219 118V117H218ZM227 118H230V117H227ZM233 117H231V119H232ZM239 118H237L236 119V121L239 119ZM0 119H1V117H0ZM10 119V118H9ZM15 119V118H14ZM22 119H24V118H22ZM29 119V118H28ZM27 119V120H28ZM45 119V118H44ZM53 119V120H54ZM71 119V118H70ZM80 119V118H79ZM107 119V118H106ZM105 119V121H107ZM110 119V118H109ZM114 119V118H113ZM134 119V118H133ZM150 119V118H149ZM155 119V118H154ZM160 119V118H159ZM161 119H162V116H161ZM174 119V118H173ZM176 119H178V118H176ZM197 119H198V117H197ZM209 119V118H208ZM223 119V118H222ZM225 119H226V115H225ZM258 119V118H257ZM20 120V119H19ZM19 120H17V121H19ZM38 120V119H37ZM46 120V119H45ZM54 120V121H55ZM60 120V119H59ZM75 120V119H74ZM85 120V119H84ZM92 120V119H91ZM103 120V119H102ZM112 120V119H111ZM111 120H109V121H111ZM124 119H122V121H123ZM125 120H127V119H125ZM130 120V119H129ZM128 120V121H129ZM137 120V119H136ZM162 120H164V119H162ZM179 120V119H178ZM193 120H194V118H193ZM201 120V119H200ZM203 120V119H202ZM205 120V119H204ZM240 120V119H239ZM243 120V119H242ZM1 121H3V120H1ZM21 121V120H20ZM30 121V120H29ZM29 121H28V123H29ZM52 121V120H51ZM50 121V122H51ZM63 122H64V120H62ZM115 121V120H114ZM131 121H133L132 119H131ZM145 121V120H144ZM151 121V120H150ZM158 121V120H157ZM187 120H185V119H182V122L180 123V120H179V122H178V125L176 126V127H173V128H165V129H163V133H161L162 135H160V133H158L160 136L158 137V138H152V139H149V140H146L145 142H144V140H143V142H144V145H139V144H137V146H136V148L134 149V151L132 152V154H130V156L129 157H126L124 160H126V161H124L122 158H121V160H120V157H118L119 155H117V157L116 156H114V157H112V158H109V157H107V158H105V159H103V160H99L98 158H96L95 156L97 155H88V152H86V153H80V151L79 152H75V153H73V155L71 156L70 154H69V152H67L69 155H67V157H62V156H59V153H58V156L56 155V154H53L52 152H50V153H48V155H46L47 156V158L45 157V160L43 161V159H42V161L40 160V158L39 157H44L43 155H45L44 153L43 154H41L42 156H39V154L37 155V157H35V155L32 153L31 155H34V157L35 158H37L36 160V162L35 161H33L32 159H34L35 160V158L33 157H31V159H29V160H31V161H33L34 163L33 164H31V165H27V164H29L28 162V159H27V164H26V166L23 168V170H22V177H20L19 178V176H15L14 178H13V180L11 181L10 180V184H8L9 186H8V188L6 187V191H5V193L7 194H9L10 196H12L11 197V199H9V195L7 194H1V195H3V196H0V222H1V219H3L2 220V222L0 223V264H9L12 260L14 261V257L16 256V259H17V253H19L18 254V256L21 254L22 256H24V257H26V258H28L29 257V255H32L33 253H32V251L34 250V248H37L38 246H39V244H40V242H41V240H45V238H41V240H40V237H39V239H38V236L40 235L39 233L41 232V234L43 235V233L42 232H46V228H48L49 230H50V228H51V226H53V225H50V227L48 226L49 225V222L50 221H54V222H60V224H61V219L62 218H64V219H66L67 218V220L70 218H72L73 219V221H75V218H78L79 216H81L80 214L83 212V210L86 208V209H92V208H94V209H96V208H98V207H100V206H103L104 207V209H106V208H108L109 210H111V212H113L114 214L116 213V212H122V213H127V214H129L128 216H126V218L127 217H129L130 219H128V220H130V222L132 221V223H130L129 221V223H127V219H125V216H123L122 217V219H125L126 220V224H125V220L123 221V226L122 227H126V230L127 229H129L128 231H126L127 232V235H126V232L124 233L126 236H127V238H124V239H126V241H124V244L122 245V246H120V250H116L115 252H114V250H113V252H112V255H111V258L110 259H108V260H105L104 261V263L105 264H133L137 259H138V257L139 256H141L142 254H144V253H146L147 251H149V250H153V251H157V252H159V254L157 253V256L158 257H173L174 259H176V261L177 262H179L180 264H264V208L263 209H260V211H261V213H257L258 215H254L253 213L255 212H253V206H254V199H252L254 196L252 195L253 194V191H254V189H256V187L254 188V186H253V188L254 189H252V185H255V183H258L257 182V179H259L258 181H260V177H262V175H264V167H262L261 165H259V164H264V140H263V142H261L262 140H260V142H255L256 140H254V144H247V142H248V140H247V142L245 143V141L246 140H244V139H247L246 137L244 138V136H246V135H244L243 136V133H242V131L240 130V129H235L234 127V125L232 126L233 128H231V122L229 123V121L228 122H226L225 123V121H224V125L223 126H225L227 123L228 124H230V126L229 127H226V128H224V129H222V130H218V131H216V133H218V136L220 137H218L217 135H216V133H214L215 135H216V137H218V141L220 140V142L221 141H223V139L225 138V137H228V138H225V140H224V143H218V141L214 138V136L215 135H213V137H211V134H212V132H209V134H210V136H207V131L208 130H210V129H208L207 131H206V128H205V125L206 124H208V123H206V121H205V125H203L202 123H199V122H186ZM210 121H211V119H210ZM213 121H216V120H213ZM219 121V120H218ZM231 121H233V120H231ZM247 121V120H246ZM260 121V120H259ZM4 122H5V119H4ZM13 122V121H12ZM33 122V121H32ZM37 122H40V120L39 121H37ZM36 121H35V117H34V123L36 124L37 123ZM49 122V123H50ZM56 122H58V121H56ZM55 122V123H56ZM70 122V121H69ZM76 122V121H75ZM95 120H94V124H95ZM102 122V121H101ZM118 122H121L119 119H118ZM126 122V121H125ZM140 122V121H139ZM152 122V121H151ZM150 122V123H151ZM155 122H156V119H155ZM160 122H161V120H160ZM166 122H167V120H166ZM169 122H170V119H169ZM223 122V121H222ZM221 122V123H222ZM233 122H235V121H233ZM256 122V121H255ZM254 122V123H255ZM258 122V121H257ZM256 122V123H257ZM6 123V122H5ZM17 123H19V122H17ZM22 123V122H21ZM53 123V122H52ZM71 123H73V122H71ZM91 123V122H90ZM93 123V122H92ZM91 123V124H92ZM107 123H109V122H107ZM115 123V122H114ZM163 123H165L164 121H163ZM168 123V122H167ZM176 123V122H175ZM180 123V124H179ZM211 123V122H210ZM215 123V122H214ZM216 123H219V122H216ZM220 123V124H221ZM237 123V122H236ZM239 123H241V121H239ZM238 123V124H239ZM242 123H244V121L242 122ZM251 123V122H250ZM250 123H248L247 122V124H249L250 126L252 125V124H250ZM255 123V124H256ZM261 123H263V122H261ZM25 125H26V122L24 123ZM29 124H31V123H29ZM28 124V125H29ZM40 124H42V123H39V126H40ZM51 124V123H50ZM58 124V123H57ZM56 124V125H57ZM82 124V123H81ZM99 124H101L100 123V121H99ZM116 124H117V122H116ZM121 124H123V123H121ZM121 124H119V125H117L118 126V128H119V126L121 125ZM129 124V123H128ZM127 124V125H128ZM160 124H162V123H160ZM159 124V125H160ZM166 124V123H165ZM211 124H213V123H211ZM219 124V125H220ZM235 124V123H234ZM258 124V123H257ZM264 124V123H263ZM6 125V124H5ZM19 125V124H18ZM24 125V126H25ZM37 125H38V123H37ZM47 125H48V123H47ZM53 125H55V124H53ZM65 125V124H64ZM72 125V124H71ZM76 125V124H75ZM124 125H125V123H124ZM147 125H148V123H147ZM157 124H155V126H156ZM217 125V124H216ZM216 125H214V126H216ZM236 125V124H235ZM242 125V124H241ZM248 125V126H249ZM254 125V124H253ZM7 126V125H6ZM33 126V125H32ZM59 126H61V125H59ZM70 126V125H69ZM86 126V125H85ZM89 126V125H88ZM94 126V125H93ZM92 126V127H93ZM97 126H99V125H97ZM96 126V127H97ZM105 126V125H104ZM123 126V125H122ZM158 126V125H157ZM163 126V125H162ZM171 126H172V124H171ZM209 126H210V124L208 125V127L207 128H209ZM244 126H246V125H244ZM250 126L248 127V128H250ZM16 127V126H15ZM15 127H14V129H15ZM19 127V126H18ZM20 127H21V124H20ZM26 127V126H25ZM28 127V126H27ZM36 127H38V126H36L35 125V128ZM48 127V126H47ZM50 127V126H49ZM48 127V128H49ZM57 127V126H56ZM68 127V126H67ZM73 127V126H72ZM90 127H91V125H90ZM95 127V126H94ZM106 127V126H105ZM112 127H115V125L113 124V126ZM124 127V126H123ZM128 127V126H127ZM154 127V126H153ZM166 127H168L167 126V124H166ZM211 127V126H210ZM217 127V126H216ZM215 127V128H216ZM219 127V126H218ZM221 127V126H220ZM219 127V128H220ZM237 127V126H236ZM241 127V126H240ZM247 127V126H246ZM258 127V126H257ZM262 127H264V126H262ZM31 128V127H30ZM34 128V127H33ZM41 128H43V127H41ZM54 128H55V126H54ZM61 128V127H60ZM71 128V127H70ZM84 128V127H83ZM87 127H85V129H86ZM102 128V127H101ZM111 128V127H110ZM110 128H109V130H110ZM130 128V127H129ZM149 128V127H148ZM158 128V127H157ZM163 128H164V126H163ZM212 128V127H211ZM238 128H239V125H238ZM243 128V127H242ZM251 128H252V126H251ZM250 128V129H251ZM259 128V127H258ZM257 128V129H258ZM1 129V128H0ZM7 129V128H6ZM26 129V128H25ZM44 129H46V126H45V128ZM64 129V128H63ZM74 129V128H73ZM77 129V128H76ZM89 129V128H88ZM94 129V128H93ZM106 129V128H105ZM105 129H104V131H105ZM119 129H121V127L119 128ZM124 129H125V127H124ZM123 129V130H124ZM150 129H151V127H150ZM153 129V128H152ZM213 129V128H212ZM260 129V128H259ZM263 129V128H262ZM8 130H9V128H8ZM20 130H22V129H20ZM24 130V129H23ZM22 130V131H23ZM27 130H28V128H27ZM26 130V131H27ZM30 130V129H29ZM32 130H34V129H31V131ZM48 130V129H47ZM57 130V129H56ZM78 130V129H77ZM81 130V129H80ZM90 130V129H89ZM88 130V131H89ZM99 130V129H98ZM113 130H116V129H113ZM122 130V129H121ZM155 130V129H154ZM157 130V129H156ZM162 130V129H161ZM253 130V129H252ZM11 131V130H10ZM9 131V132H10ZM14 131H16V129L14 130ZM17 131H19V128H18V130ZM21 131V132H22ZM39 131V130H38ZM37 131V132H38ZM51 131V130H50ZM54 131V130H53ZM61 131V130H60ZM66 131H67V128H66ZM69 131V130H68ZM75 131V130H74ZM90 131H92V130H90ZM96 131V130H95ZM104 131H103V133H104ZM118 131V130H117ZM126 131V130H125ZM146 131H147V128H146ZM159 131V130H158ZM212 131V130H211ZM251 131V130H250ZM249 131V132H250ZM254 131H255V129H254ZM253 131V132H254ZM6 132V131H5ZM30 132V131H29ZM43 132V131H42ZM45 132V131H44ZM46 132H48V131H46ZM55 132V131H54ZM86 132V130L84 131V133ZM101 132H102V129H101ZM142 132H144V131H141V133ZM150 132H152V130L150 131ZM157 132V131H156ZM214 132H215V130H214ZM14 133V132H13ZM20 133V132H19ZM32 133V132H31ZM35 132H33L32 134H34ZM49 133V132H48ZM53 133V132H52ZM77 133V132H76ZM86 133H88V132H86ZM105 133L107 134L108 132L107 131H105ZM104 133V134H105ZM117 133V132H116ZM137 133H138V131H137ZM148 133V132H147ZM245 133H246V131H245ZM257 136L258 135H261V134H259L260 132H259V130H258V132L257 131H255L254 132ZM261 133H263L264 134V130L263 131H261ZM2 134V133H1ZM8 134V133H7ZM17 134V133H16ZM21 134V133H20ZM27 134H28V132H27ZM36 134V133H35ZM35 134H34V137H35ZM44 134H46V133H44ZM61 134V133H60ZM65 134V133H64ZM71 134V133H70ZM73 134V133H72ZM71 134V135H72ZM80 134V133H79ZM96 134V133H95ZM100 134V133H99ZM102 134V133H101ZM105 134V135H106ZM109 134H110V132H109ZM120 134V133H119ZM122 134V133H121ZM146 134V133H145ZM151 134V133H150ZM154 134V133H153ZM208 134V135H209ZM262 134V135H263ZM24 135V134H23ZM31 135V134H30ZM47 136H48V134H46ZM90 136H91V134H89ZM103 135V134H102ZM115 135V134H114ZM118 135V134H117ZM249 135V134H248ZM253 135V134H252ZM261 135V136H262ZM4 136V135H3ZM21 136V135H20ZM25 136V135H24ZM38 136V135H37ZM58 136H59V134H58ZM74 136V135H73ZM81 136V135H80ZM89 136V137H90ZM96 136V135H95ZM108 137H109V135H107ZM124 136V135H123ZM127 136H128V134H127ZM146 135H144V137H145ZM157 136V135H156ZM156 136H154V137H156ZM9 137V136H8ZM10 137H12L11 135H10ZM27 137V136H26ZM26 137L25 138H23V139H26ZM56 137V136H55ZM77 137V136H76ZM118 137V136H117ZM116 137V138H117ZM131 137V136H130ZM132 137H133V135H132ZM147 137V136H146ZM145 137V138H146ZM152 137V136H151ZM210 137V138H209ZM222 137H224L222 140H221V138ZM229 137H231L232 139H233V137H235L234 139H236V142H235V144H234V142L232 143V139L231 140H229L230 138ZM251 137V136H250ZM262 137H264V135L262 136ZM7 138V137H6ZM5 138V139H6ZM19 138V137H18ZM28 138H29V136H28ZM37 138H40V137H37ZM45 138H46V136H45ZM50 138H52L51 136H50ZM58 138V137H57ZM70 138H73V137H70ZM88 138V137H87ZM101 138V137H100ZM104 138H105V136H104ZM114 138V137H113ZM115 138V139H116ZM134 138V137H133ZM136 138V137H135ZM138 138V137H137ZM143 138V137H142ZM214 138V139H213ZM3 139V138H2ZM4 139V140H5ZM13 139V138H12ZM20 139V138H19ZM59 139V138H58ZM64 139V138H63ZM77 139V138H76ZM85 139V138H84ZM90 139H91V137H90ZM89 139V140H90ZM95 139V138H94ZM118 139V138H117ZM126 139H128V137L126 138ZM140 139V138H139ZM208 139H213V140H216L217 141V144L215 143L216 141H213V140H208ZM250 139V138H249ZM261 139V138H260ZM30 140V139H29ZM38 141H39V139H37ZM66 140V139H65ZM64 140V141H65ZM74 140V139H73ZM92 140V139H91ZM129 140V139H128ZM228 140V142L230 143H232V144H234L233 146H231L232 144L230 143V145H229V143H228V146H227V148H225V147H223L224 145L223 144H225L226 142L225 141H227ZM19 141V140H18ZM44 141H46V140H44ZM58 141V140H57ZM56 141V142H57ZM60 141V140H59ZM62 141V140H61ZM72 141V140H71ZM83 141V140H82ZM94 141V140H93ZM101 141V140H100ZM117 141V140H116ZM131 141V140H130ZM142 141V140H141ZM207 141V143L210 141V143L212 142V143H215L216 145H217V148L216 147H214L213 148V144H211V145H213V146H211L210 145V143H209V145L211 146H209L207 143H205ZM2 142V141H1ZM7 142V141H6ZM6 142H5V144H6ZM26 142H27V139H26ZM31 142H32V140H31ZM30 142V143H31ZM41 142H42V140H41ZM48 142V141H47ZM47 142H46V144H47ZM70 142V141H69ZM76 142H78V141H76ZM104 142V141H103ZM107 142V141H106ZM126 142H128L129 143V141H126ZM142 142V143H143ZM239 144H238V143ZM240 142H241V144H240ZM9 143V142H8ZM12 143L14 144V142L12 141ZM23 143V142H22ZM21 143V144H22ZM35 143V142H34ZM54 143H55V141H54ZM71 143H73V141L71 142ZM89 143V142H88ZM99 143V142H98ZM128 143H126V144H128ZM132 143V142H131ZM133 143H134V141H133ZM132 143V144H133ZM236 143H237V145H236ZM244 143V145H242ZM5 144H3V146L5 145ZM18 144V143H17ZM16 144V145H17ZM24 144V143H23ZM29 144V143H28ZM33 144V143H32ZM35 144H37V143H35ZM34 144V145H35ZM49 144V143H48ZM48 144H47V146H48ZM58 144V143H57ZM60 144V143H59ZM64 143H62L61 145H63ZM97 144V143H96ZM100 144V143H99ZM98 144V145H99ZM125 144V143H124ZM7 145V144H6ZM15 145V144H14ZM25 145H26V143H25ZM43 145V144H42ZM41 145V146H42ZM52 145H53V143H52ZM56 145V144H55ZM76 145H77V143H76ZM75 145V146H76ZM85 145V144H84ZM93 145V144H92ZM101 145V144H100ZM103 145V144H102ZM118 145V144H117ZM135 145H136V143H135ZM223 145V146H222ZM19 146V145H18ZM22 146V145H21ZM28 146V145H27ZM46 146V145H45ZM45 146L43 147L44 149H45ZM46 146V147H47ZM50 146H51V143H50ZM67 146H69V145H67ZM80 146H81V144H80ZM212 148V150L209 148ZM230 146V147H229ZM6 147V146H5ZM24 147V146H23ZM30 148H31V146H29ZM39 147V146H38ZM49 147V146H48ZM58 147V146H57ZM62 147H64V146H62ZM78 147V146H77ZM89 147V146H88ZM131 147H133V146H131ZM2 148H4V147H2ZM1 148V149H2ZM10 148V147H9ZM22 148V147H21ZM35 147L33 146V149H34ZM36 148H37V145H36ZM41 148V147H40ZM43 148L41 149V150H43ZM60 148V147H59ZM68 148V147H67ZM80 148V147H79ZM78 148V149H79ZM82 148V147H81ZM84 148V147H83ZM83 148H82V150H83ZM113 148H114V146H113ZM124 148V147H123ZM122 148V149H123ZM216 148V149H215ZM6 149H8L7 147H6ZM6 149H5V151H6ZM11 149V148H10ZM13 149H16L15 147H13ZM38 149V148H37ZM37 149H36V151H37ZM52 149V148H51ZM64 149V148H63ZM66 149V148H65ZM70 149H71V146H70ZM77 149V150H78ZM90 149V148H89ZM95 150H96V148H94ZM98 149V148H97ZM105 149V148H104ZM103 149V150H104ZM108 149V148H107ZM213 149H215V150H213ZM3 150V149H2ZM9 150V149H8ZM7 150V151H8ZM35 150V149H34ZM47 150V149H46ZM54 150V149H53ZM52 150V151H53ZM60 150V149H59ZM74 150H75V148H74ZM76 150V151H77ZM87 150V149H86ZM110 150H111V148H110ZM120 150V149H119ZM6 151V152H7ZM10 151V150H9ZM27 151H30V149L28 148V150ZM32 151V150H31ZM36 151H34V152H36ZM38 151H39V149H38ZM68 151V150H67ZM73 151V150H72ZM92 151V150H91ZM98 151V150H97ZM102 151V150H101ZM100 151V152H101ZM116 151H118V150H116ZM10 152H12V149H11V151ZM17 152V151H16ZM24 152V151H23ZM33 152V151H32ZM47 152V151H46ZM56 152V151H55ZM63 152V151H62ZM93 152V151H92ZM91 152V153H92ZM110 152H112V151H110ZM2 153L3 154H7V153H4V151H2ZM1 153V154H2ZM25 153V152H24ZM28 153V152H27ZM31 153V152H30ZM37 153V152H36ZM39 153V152H38ZM76 153H78V155H74V154H76ZM95 153V152H94ZM97 153V152H96ZM117 153V152H116ZM125 153V152H124ZM9 154V153H8ZM12 155H13V153H11ZM17 154V153H16ZM26 154V153H25ZM29 154V153H28ZM65 154V153H64ZM63 153L62 154H60V155H64ZM90 154V153H89ZM102 154V153H101ZM108 154V153H107ZM127 154H129V153H127ZM23 155V154H22ZM21 155V156H22ZM126 155V154H125ZM3 156V155H2ZM6 156V155H5ZM4 156V157H5ZM9 156V155H8ZM20 156V157H21ZM26 158H29L28 157V155L26 154ZM65 156H66V154H65ZM94 156V157H93ZM98 156H100V155H98ZM110 156V155H109ZM111 156H112V154H111ZM127 156V155H126ZM20 157H19V161H20ZM102 157V156H101ZM104 157V156H103ZM144 157H149V159L150 158H153V161H155V158H156V160L157 159H159L157 162L155 161V162H153V161H150L149 160V162L148 163H146L145 161H144ZM8 158V157H7ZM18 158V157H17ZM16 158V156H15V159H17ZM25 158V157H24ZM129 158V159H128ZM4 159H6V158H4ZM15 159H13L12 158V160H14L15 161ZM127 159H128V161H127ZM148 159V158H147ZM146 159V160H147ZM2 160H3V158H2ZM26 160V159H25ZM5 161V160H4ZM13 161V162H14ZM22 161V160H21ZM21 161H20V163H21ZM30 161V162H31ZM121 161H124V164H123V162H122V167H121ZM148 161V160H147ZM12 162V163H13ZM24 162V161H23ZM26 162V161H25ZM24 162V163H25ZM128 162H131V163H128ZM5 163H6V161H5ZM7 163H8V159H7ZM10 163H11V161H10ZM11 163V164H12ZM16 163V162H15ZM3 164V163H2ZM16 164H18V165H20L19 164V162L18 163H16ZM16 164H14V167H15V165ZM23 164V163H22ZM21 164V165H22ZM10 165V164H9ZM264 166V165H263ZM1 167V166H0ZM10 167V166H9ZM12 168H13V170H14V167L13 166H11ZM18 167V166H17ZM12 168H10V169H12ZM19 168V167H18ZM22 168V167H21ZM4 169V168H3ZM17 169V168H16ZM6 170H7V168H6ZM9 170V169H8ZM3 171H5V170H3ZM6 172V171H5ZM5 172H4V175H5ZM9 172H10V170H9ZM12 172H14V171H12ZM1 173H2V171H1ZM7 173H8V171H7ZM20 174V173H19ZM13 175H15V173L13 174ZM6 177H7V175H6ZM258 177V178H257ZM9 178V177H8ZM22 178V179H21ZM252 180H251V179ZM263 179V178H262ZM5 180H6V178H5ZM251 181V182H249V181ZM1 183H4L3 181L1 182ZM248 183V184H247ZM1 185V184H0ZM3 185V184H2ZM257 186V185H256ZM2 187V186H1ZM260 188V187H259ZM260 191H261V189H260ZM3 192H4V190H3ZM201 194L202 196H201V198L203 197V199H204V195H206V193L208 194V195H210V197L211 198H214L216 201L214 202V199H213V202L215 203V205L216 206H218V207H220V210L221 211H224V213L226 212L227 213V220L226 219H224L225 220V222H224V220L223 221H218L219 223H216L217 221H214V219L213 220H210L208 217L209 216H207L205 213H203L202 211H200V210H196L195 208H193V207H191L190 205H188V203L190 202L189 200V202L187 203V199H188V197H193L192 195H198V194ZM203 193H205L204 195H203ZM200 194H199V196H200ZM208 195H206V197H209ZM259 196V195H258ZM7 197V198H6ZM196 197H198V196H196ZM194 198V197H193ZM198 198H200V197H198ZM192 199V198H191ZM210 198H208V200H209ZM172 200H174L175 201V204H176V207H175V209H173V210H171V211H169L168 209H167V207L169 208V206L171 205V204H173V203H171V202H173ZM192 200H195V199H192ZM191 200V201H192ZM204 200H206V199H204ZM207 200V201H208ZM257 200V199H256ZM171 201V202H170ZM197 202H198V200H196ZM211 201H212V199H211ZM171 203L169 206H167V204L168 203ZM212 202V203H213ZM209 203H210V201H209ZM208 203V204H209ZM213 203V204H214ZM264 203V202H263ZM201 204V203H200ZM203 204V203H202ZM206 205V204H205ZM165 206H167V207H165ZM202 206V205H201ZM103 207H102V209H103ZM212 207H213V205H212ZM217 207V208H218ZM214 208V207H213ZM18 209L19 210H21L23 213H21V211H18ZM100 209V208H99ZM170 209H171V206H170ZM210 209V208H209ZM219 209V208H218ZM255 209V208H254ZM101 210V209H100ZM99 210V211H100ZM215 210H216V208H215ZM95 211V210H94ZM102 211V210H101ZM220 211V212H221ZM18 212V213H17ZM20 212V213H19ZM89 212V211H88ZM92 212H93V210H92ZM107 212H109V211H107ZM209 212V211H208ZM84 213V212H83ZM113 213H111V214H113ZM222 213V212H221ZM22 214V215H21ZM87 214V213H86ZM106 214H108V213H106ZM110 214V213H109ZM121 216H122V214L121 213H119ZM126 214V215H127ZM256 214V213H255ZM115 215H118V213L117 214H115ZM123 215H125V214H123ZM211 215V214H210ZM114 216V215H113ZM22 217H24L25 219H26V217L27 218H29L30 220H24V221H22V219H24V218H22ZM118 217V216H117ZM116 217V218H117ZM120 217V216H119ZM118 217V219L120 220V221H122V219L121 218H119ZM223 217V216H222ZM225 217H226V215H225ZM61 218V219H60ZM131 218H132V220H131ZM5 219H10V221L9 220H7L8 221V223L9 222H11V223H9L10 225H12V226H8V223L6 222L5 223ZM70 219L68 220V221H70ZM71 219V220H72ZM57 220H59V221H57ZM77 220V219H76ZM80 220V219H79ZM113 220V219H112ZM116 220V219H115ZM28 221H32V222H34L35 223V225H34V227H35V229L37 228L38 230H35L36 232H34V231H32L31 229H33V228H30V230L29 231H27V229H29L25 224H28L27 222ZM119 221V222H120ZM67 222V221H66ZM76 222V221H75ZM119 222H117V223H119ZM223 222V223H222ZM33 223V224H34ZM47 223H48V225H47ZM52 223V222H51ZM62 223H63V221H62ZM65 223V222H64ZM80 223V222H79ZM78 223V224H79ZM111 223V222H110ZM122 223V222H121ZM30 225H32V223H29ZM28 224V226L30 227V225ZM36 224H38L37 225V227H36ZM67 224V223H66ZM46 225H47V227H46ZM62 225V224H61ZM61 225H58V227L59 226H61ZM75 225V224H74ZM112 225V224H111ZM116 225V224H115ZM57 226V225H56ZM56 226H54V228L56 229ZM62 226H64V227H62L61 229L63 230V228H65L66 229V225H62ZM120 226V227H121ZM25 227H26V229H25ZM32 227V226H31ZM72 227V226H71ZM75 227V226H74ZM25 229L27 232H22V230L23 229ZM53 228V227H52ZM77 228H78V226H77ZM93 228V227H92ZM55 229H53V230H55ZM60 229V228H59ZM63 230V231H66V230ZM94 229V228H93ZM210 229H212V230H214V229H216V232L218 231V232H220V234H221V236L223 235L224 236V240H225V243H222V242H224V240L223 239H221V241H219L220 240V238H223V237H221V236H219V240L217 241V243L218 242H221L223 245H221L220 243H219V246L221 245L222 246V248H221V246H220V252L219 253H217V254H221V257L218 255L217 256V254L215 253L214 255L211 253V252H214V251H212L211 249H210V251L209 250H207V249H205V248H207V247H204L205 245H204V242H206L207 243V241H204L203 240V238L201 237V233H199L200 231H202V230H204V231H208V232H210L211 230ZM49 230H47V231H49ZM52 230V231H53ZM72 230V229H71ZM119 230V229H118ZM123 230V229H122ZM210 230V231H209ZM59 230H58V228H57V232H58ZM61 231V230H60ZM58 232V233H62V232ZM68 231V230H67ZM74 231V230H73ZM110 231V230H109ZM121 231V230H120ZM215 231V230H214ZM38 232V234L39 235H37L36 233ZM51 232V231H50ZM76 232V231H75ZM102 232V231H101ZM105 232V231H104ZM122 232V231H121ZM208 232H207V234H208ZM248 232H250L252 235H249L248 234ZM47 233V232H46ZM45 233V234H46ZM52 233H54V231L52 232ZM56 233V232H55ZM54 233V234H55ZM58 233H56V238L58 237L57 236V234ZM66 233V232H65ZM68 233V232H67ZM108 234H106L107 235V237H108V242H109V240L111 241V239H112V241L114 242L115 240V238L117 237L116 235L118 234H116V233H114V234H116L115 236H113V233H111V232H107ZM212 233V232H211ZM99 235H100V232L98 233ZM98 234H97V236L95 237L94 236V238L93 239H95V238H98ZM218 234V233H217ZM219 234V235H220ZM47 235V234H46ZM52 235V234H51ZM50 235V236H51ZM125 235H123V237L125 236ZM216 235V234H215ZM64 236V235H63ZM66 236V235H65ZM103 236V238L102 239H99V240H103V241H106V239L104 238V233H103V235H100L99 237L101 238ZM208 236V235H207ZM211 237H212V235H210ZM218 236V235H217ZM53 237V236H52ZM115 237V238H114ZM209 237V236H208ZM213 237H216V236H213ZM60 238V237H59ZM64 238V237H63ZM118 238V237H117ZM54 239V238H53ZM58 239V238H57ZM217 239H218V237H217ZM216 239V240H217ZM39 240H40V242H39ZM48 240V239H47ZM92 239L90 238V240L89 241H91ZM96 240V239H95ZM98 240V239H97ZM97 240H96V242H97ZM215 240V241H216ZM102 241V242H103ZM213 241V240H212ZM53 242V241H52ZM92 242V241H91ZM95 242V241H94ZM113 242H112V244L111 245H113ZM117 242V241H116ZM116 242H114V244L116 243ZM209 242V241H208ZM211 242V241H210ZM99 243H100V241H99ZM104 243V242H103ZM103 243H101V244H103ZM214 243H216V242H214ZM90 244V243H89ZM98 244V243H97ZM101 244H99V245H101ZM40 245H42V244H40ZM44 245V244H43ZM61 245V244H60ZM93 245V244H92ZM96 245V244H95ZM94 245V246H95ZM218 245V244H217ZM54 246V245H53ZM89 246V245H88ZM98 246V245H97ZM82 247V246H81ZM108 247V246H107ZM212 247V246H211ZM40 248V247H39ZM42 248V247H41ZM40 248V251L42 250ZM58 248V247H57ZM209 248V247H208ZM214 248H216V247H214ZM96 249V248H95ZM100 249V248H99ZM110 249V248H109ZM118 249V248H117ZM218 249V250H219ZM36 250V249H35ZM34 250V252H36ZM89 250H90V248L89 247H82L81 249H74V250H71L69 253H68V255H66V257H63L64 256V254H62V257H51L50 259H48V260H44L43 258V260H42V262L40 261V263L41 264H82L83 262H84V264H86L85 263V260H87V262L89 261L88 259H87V257L86 256H88L89 257V255H87L88 254V252H89ZM111 250V251H112ZM92 251V250H91ZM215 251H216V249H215ZM222 251V252H221ZM29 252V253H28ZM30 252L32 253V254H30ZM38 252H39V250H38ZM218 252V251H217ZM40 253V252H39ZM67 253V252H66ZM42 254H44V253H42ZM61 255V254H60ZM21 256V257H22ZM107 256V255H106ZM215 256H217V257H215ZM40 257V256H39ZM44 257V256H43ZM104 257V256H103ZM86 258V259H85ZM98 258H101V257H98ZM106 258V257H105ZM105 258H102V259H105ZM16 261V260H15ZM93 261H91V263H92ZM100 262H101V260H100ZM90 263V264H91ZM98 263V262H97ZM102 263V262H101ZM155 262H153V261H149V264H154ZM156 264V263H155ZM159 264V263H158Z\"/></svg>",
  "mask_w": 264,
  "mask_h": 264
},
{
  "label": "rangeland",
  "instance_id": "rangeland-1",
  "mask_svg": "<svg viewBox=\"0 0 264 264\" xmlns=\"http://www.w3.org/2000/svg\"><path fill=\"white\" fill-rule=\"evenodd\" d=\"M18 1V2H17ZM20 1V2H19ZM37 1V2H36ZM40 1H41V5H40ZM49 1V2H48ZM60 1V2H59ZM63 1H65V2H63ZM63 1H61V0H29L28 2H27V0H0V5H1V7L0 8H2V9H0V27H1V25H2V21H4V20H8V19H12V25L10 26L14 31H16V32H19L18 33V36H10V35H5V34H0V40H2L3 38H4V40L5 41H8V42H5L4 40H2V41H0V54L2 55V52H3V55L2 56H0V58H1V61H0V65H1V67H0V77H1V79H0V117H1V119H0V196H3V195H1V194H4L5 193V191L7 190L6 189V187L8 188V184H10V180L12 181L13 180V178L15 177V176H19V178L20 177H22V170H23V168L26 166V164H27V162L29 163V164H27V165H31V164H33L34 162L33 161H37L36 159L39 157V156H42L41 154H45V155H43L44 157H39L40 158V160L42 161V159H43V161L45 160V157L47 158V156L46 155H48V153H50V152H52L53 154H56L57 156H58V153H59V156H64V157H67V155H73V153H75V152H79L80 151V153H86V152H88V155H96L95 157L96 158H100L99 160H103V159H105V158H107V157H109V158H112V157H114V156H116L117 157V155H119L118 157H120V160H121V158L124 160L126 157H129L130 156V154H132V152L134 151V149L136 148V146H137V144H139V145H144V142L146 141V140H149V139H152V138H158L160 135H162L161 133H163V129H165V128H173V127H176L177 125H178V122H179V120H180V123L182 122V119H185V120H187L188 122H199V123H202L203 125H205L206 123H208V124H206L205 125V128H206V131L208 130V129H210V130H208L207 131V133L209 134V132H212V134H211V137H213V135H215L214 133H216V131H218V130H222V129H224V128H226V127H229L230 126V124H226L225 126H223L226 122H228L229 121V123L231 122V128H233L232 126L234 125L235 127V129H240L241 131H242V133H243V136L244 135H246V136H244V138L246 137L247 139H244V140H246L245 141V143L247 142V140H248V142H247V144H254L255 142H260V140H262L261 142H263V140H264V137H262L264 134L263 133H261V131H263L264 130V127H262V126H264V120H261L259 117H256L255 118V120L254 119H252V120H249L250 118H249V116H247V118H249V119H245L246 118V116H245V118L242 116V115H246V114H243L242 112L241 113H239L238 114V112H237V110L238 109H240V110H238V111H241L242 110V107L241 108H238V107H240L241 105V103H238V99H240L241 100V97H242V93H245L244 95H248L247 96V98H245V99H247L248 100V103H250V104H252V105H257V103H259L258 104V106L260 105V103H264V88H263V86H264V81H262V80H260L259 78L257 79L256 77H254V80L253 79H251V77L250 76H248V75H250V73L248 74L247 73V71H246V77H245V73H244V71L243 70H241V72H239L238 70H235V72L236 73H234L233 71L234 70H231L232 72H230V70L227 72H225V69L223 70L222 69V71H221V68L220 69H218V71H219V73H218V71H217V73H216V76L218 75V74H220V73H224L225 75H222L223 77L224 76H226V74L228 75L227 77L228 78H230V79H228V78H226L225 77V79L222 77V76H217V78L218 77H221L223 80H226V81H223L222 79V81L223 82H221V80H220V82H221V84L220 83H218V84H220L219 85V87L217 86L218 84L216 83V85L215 84H213V85H211V83H209L212 87H215V89L216 88H218V89H216V90H214V88H211L210 86H208V85H206L205 84V86H207L206 87V90H205V86H204V83H203V85H202V83L200 82V81H198V80H194L193 78H190L189 79V76H188V73H187V75H186V71L184 72L183 70H181V71H183V72H179V74H174V71H173V69H172V67H169L167 64L166 65H164L165 64V62H162L160 59L159 60H157V59H155L153 62H151L149 59H148V57H144V49H143V47H141V45L140 44H138L139 42L138 41H140V42H142V41H147L148 43H150L151 45H155V44H158V46L159 47H161V45H162V47L161 48H163L164 49V52H169V51H171L173 48H175L176 46L178 47H181L183 44H188V42L189 43H198V42H200L202 45L204 44V42H205V36L204 35H202L201 33H198V32H191V31H186L185 29H183L182 27V23L180 22V20L178 19H171L169 16H167V15H158V16H161V17H155L154 16V14H148V18H150V21L149 22H151L150 24L152 25V22L154 23V25H150L149 23H148V25L147 26H151L150 28H152V27H154L155 29H157L158 27V29L157 30H155L154 28L153 29H151V31H150V28L148 27V29L144 32V28H142L141 29V27L143 26H139V25H137L138 27H140L139 29H138V27L136 26V24H135V27H137V29H134L135 27H134V22L133 21H130V20H133V19H135L136 17H137V20H138V18H140V14H141V18L143 19V21H142V19L140 18V23L141 24H143V23H147L148 21H145L144 20V13L142 14V12H144V9L142 10L141 8H139L138 7V9H139V11H138V9H137V7H136V9H134L135 7H130V6H126V4L124 3V2H122L121 0L119 1V0H96V2H95V0H93V2L95 3H93L92 2V4H90L91 3V1L92 0H90V2H88V3H86L85 1H87V0H85V1H83V0H80V2L79 1H77V0H63ZM72 1H73V3H72ZM98 1V2H97ZM107 1H109V2H107ZM3 2V3H2ZM10 3V6L12 7H10V6H8V7H6L5 6V4L6 5H8V3ZM23 2V3H22ZM59 2V3H58ZM69 2V3H68ZM79 2V3H78ZM119 2V3H118ZM122 2V3H121ZM5 3V4H4ZM15 3V4H14ZM20 3H21V5H20ZM34 3V4H33ZM48 3H49V6H48ZM53 3V4H52ZM61 3V4H60ZM68 4L67 5V7H66V4ZM75 3V4H74ZM76 3H78V5H76ZM85 3H86V5H88L87 7L85 6H83V5H85ZM102 3V4H101ZM108 3V4H107ZM19 4V5H18ZM26 4V5H25ZM37 4H39V5H37ZM54 4H57V5H54ZM64 4H65V7L67 8H62V6L64 7ZM70 4H73V6L71 5V6H69ZM28 5V6H27ZM34 7H33V6ZM36 5V6H35ZM46 5V6H45ZM58 5L59 6H61V7H58ZM94 6V7H90L91 9H92V11H91V9L89 8V6ZM109 5V6H108ZM117 5H120L121 7H123V6H125V7H123V9H122V11L121 12H125L126 11V13H125V17H127L128 19H130L129 20V22L133 25V27L131 28V24L129 23V25H131V26H128V24L126 23V21L128 20L127 18H123V19H121V21L123 22V21H125V19H126V21L124 22V24H122V25H120V20H119V18H116V17H119V15L118 16H116L118 13H119V11H118V9H117ZM3 6V7H2ZM15 6H18V9H17V7H15ZM20 6H22V9H21V7ZM49 8H48V7ZM52 6V7H51ZM56 6V7H55ZM75 6H77V7H75ZM79 6V7H78ZM81 6H83V7H81ZM101 6V7H100ZM23 7H25V8H23ZM29 7H31V8H29ZM46 7V8H45ZM73 7H75V8H73ZM98 9H97V8ZM103 7H105L106 9H104ZM119 7V6H118ZM10 8V9H9ZM26 8H29V9H27V11H29V12H26L25 13V11H26ZM42 8V9H41ZM55 8V9H54ZM57 8L59 9V10H57ZM70 8V9H69ZM82 8H84V10L82 9ZM85 8H89V9H85ZM94 8V9H93ZM109 8V9H108ZM110 8H112V9H114V10H112V9H110ZM132 8H133V10H135V11H137V12H134L133 10H132ZM215 8H217V7H215ZM15 9H16V11H15ZM20 9V10H19ZM30 9H32V10H30ZM63 11H62V10ZM75 9V10H74ZM80 9V10H79ZM102 10V13H101V10ZM117 9V10H116ZM140 9H141V11H140ZM9 10H10V12H9ZM12 10H14V11H12ZM25 10V11H24ZM43 10H44V12H43ZM55 10V11H54ZM57 10V11H56ZM71 10V12L69 13V11ZM79 10V11H78ZM83 12H82V11ZM90 12H89V11ZM103 10H104V12H103ZM108 12H107V11ZM129 10V11H128ZM203 10V9H202ZM202 10H200L201 12H203L204 14L206 13V12H204V11H206V10H204V11H202ZM2 11V12H1ZM4 11V12H3ZM19 11V12H18ZM22 11V12H21ZM46 11V12H45ZM62 12V13H60V12ZM68 11V12H67ZM77 11V14H79L80 15V13H81V15H80V17L81 18H79L78 19V17H79V15H77L75 12ZM93 11L95 12V11H97V12H95V14L93 13ZM111 13H110V12ZM118 11V12H117ZM133 11V12H132ZM215 11H217V13L219 14V12H218V10H215ZM7 12H9V14L7 13ZM18 14H17V13ZM48 12V13H47ZM54 12V13H53ZM66 12V13H65ZM73 12V14L71 15V13ZM87 13L86 15H83L84 13ZM130 12V13H129ZM139 12H140V14H139ZM7 13V14H6ZM15 13V14H14ZM19 13H22V14H20V16H18L19 15ZM24 13V14H23ZM42 13V14H41ZM47 13V14H46ZM50 13V14H49ZM55 13H57V14H55ZM59 13H60V16H59ZM89 13V14H88ZM104 13V14H103ZM107 13V14H106ZM110 13V14H109ZM117 13V14H116ZM131 13H133L132 15H131ZM138 13V14H137ZM3 14V15H2ZM4 14H5V16H4ZM26 14H27V16H26ZM44 14V15H43ZM63 14V15H62ZM66 14H68V15H66ZM69 14H70V18H69ZM135 14V15H134ZM28 15H29V17H28ZM33 17H32V16ZM39 15V16H38ZM47 15V16H46ZM53 15V16H52ZM67 16V18H66V16ZM115 15V16H114ZM128 15V16H127ZM138 15H139V17H138ZM149 15L151 16H153L152 17V19L154 18V21L151 19V17H149ZM11 16V17H10ZM22 16V17H21ZM26 16V17H25ZM31 16V17H30ZM44 16H45V18L46 19H43L44 18ZM51 16V17H50ZM62 16H64L65 18H63L62 19ZM75 17V19H74V17ZM84 16H85V18H84ZM89 16V17H88ZM101 16V17H100ZM106 16V17H105ZM3 17H4V19H3ZM8 17V18H7ZM19 17H21V18H19ZM35 17V18H34ZM40 17V18H39ZM50 17V18H49ZM58 17V18H57ZM98 19H97V18ZM112 17H114V19L112 18ZM134 17V18H133ZM145 18V19H148V18ZM25 19V23L26 24H28L27 26L29 27H27L26 26V24H24V19ZM30 18V19H29ZM52 18V19H51ZM54 18H55V20H54ZM84 18V19H83ZM87 18H89V19H87ZM96 18V19H95ZM133 18V19H132ZM161 18V19H160ZM164 18V19H163ZM166 18H168V20L166 19ZM3 19V20H2ZM15 19H17V20H15ZM29 19V20H28ZM43 19V21H41V20ZM48 19H49V21H48ZM67 19V20H66ZM69 19V20H68ZM70 19H71V21H70ZM91 19H93V20H91ZM102 21H101V20ZM106 19V20H105ZM116 19V20H115ZM117 19H118V23H117ZM158 19H159V21H158ZM15 20V21H14ZM21 20V21H20ZM35 20V21H34ZM39 20V21H38ZM53 22H52V21ZM63 20V21H62ZM81 20H83V21H81ZM97 20V21H96ZM136 20V19H135ZM134 20V21H135ZM136 20V21H137ZM174 22H173V21ZM32 21V22H31ZM37 21V22H36ZM59 21V22H58ZM78 21V22H77ZM80 21V22H79ZM86 21H89V22H87V25H86ZM97 22V23H95V22ZM99 21V22H98ZM111 23H110V22ZM135 21V22H136ZM156 21H158V22H156ZM170 21V22H169ZM27 22H29V23H27ZM44 23V24H41V23ZM55 22V23H54ZM60 22H62V23H60ZM69 22V23H68ZM73 22H75V23H73ZM77 22V23H76ZM85 23V25H84V23ZM105 22V23H104ZM115 22L118 26H116L117 28L115 29L114 27H115V23L113 24V23ZM143 22V23H142ZM166 22V23H165ZM252 22V21H251ZM31 23V24H30ZM35 23V24H34ZM38 23V24H37ZM54 23V24H53ZM57 23H58V25H57ZM64 23H67V24H64ZM71 23V24H70ZM79 23V24H78ZM92 23V24H91ZM102 23V24H101ZM252 23H254V22H252ZM20 24V25H19ZM36 24H37V26H36ZM45 24H46V26H45ZM48 24V25H47ZM52 24V25H51ZM56 24V25H55ZM63 24H64V26H63ZM81 24V25H80ZM83 24V25H82ZM90 24V25H89ZM101 24V25H100ZM158 26H157V25ZM160 24H162V25H160ZM165 24V25H164ZM171 24V25H170ZM179 24V25H178ZM25 25V26H24ZM42 25H43V27H42ZM61 25V26H60ZM71 25V26H70ZM100 25V26H99ZM114 25V26H113ZM124 25V26H123ZM160 25V26H159ZM177 25V26H176ZM18 26H20L19 28H20V30H21V33H23V34H20V30H19V28H18ZM30 26H32V27H30ZM38 26H40V27H38ZM50 26H52V27H50ZM57 26V27H56ZM68 26V27H67ZM95 26V27H94ZM103 26H104V28H103ZM110 26V27H109ZM166 26V27H165ZM175 26V27H174ZM35 28V30H34V28ZM38 29H37V28ZM73 27V28H72ZM75 27V28H74ZM83 27V28H82ZM87 27V28H86ZM89 27V28H88ZM122 27V28H121ZM169 27V28H168ZM180 27V28H179ZM17 28H18V30H17ZM25 28V29H24ZM41 28V29H40ZM47 28H50V29H48L47 31H46V29ZM52 28H53V30H52ZM54 28H56L55 30H54ZM62 28V29H61ZM66 28V29H65ZM96 28H97V30H96ZM122 29V31H120L121 29ZM127 28H128V30H127ZM162 28V29H161ZM179 28V29H178ZM25 31H24V30ZM40 29V30H39ZM59 31H58V30ZM77 29V30H76ZM85 29V30H84ZM106 29H107V31H106ZM120 29V30H119ZM124 29H126V30H124ZM159 29H160V31H159ZM28 30H30V31H28ZM33 32H32V31ZM71 30H72V32H71ZM75 30V31H74ZM110 30V31H109ZM137 30V31H136ZM142 30V31H141ZM149 30V31H148ZM152 30L154 31V33L156 32V34H154L153 32H152ZM162 30V31H161ZM179 30V31H178ZM184 32H183V31ZM40 31V32H39ZM44 31H46V32H44ZM69 31V32H68ZM106 32V33H104V32ZM127 31H129V32H127ZM134 31H135V33H134ZM164 31V32H163ZM169 31V32H168ZM26 32H28L27 34H25ZM37 32L38 33V35L37 34H35V33ZM43 32L45 33V34H43ZM61 34H60V33ZM63 32H65V33H63ZM68 32V33H67ZM79 32V33H78ZM81 32H82V34H81ZM99 32V33H98ZM111 32V33H110ZM118 32H119V34H118ZM123 32H126V33H123ZM142 32V33H141ZM167 34H166V33ZM176 34H175V33ZM183 32V33H182ZM188 34H186V33ZM29 33H31V34H29ZM32 33L33 34H35V35H32ZM48 33V34H47ZM55 33V34H54ZM57 33V34H56ZM91 33V34H90ZM112 33H113V35H112ZM132 33V34H131ZM147 33H149V34H147ZM158 33V34H157ZM160 33H161V35H160ZM162 33H164V34H166V35H162ZM178 33V34H177ZM197 33V34H196ZM20 34V35H19ZM50 34V35H49ZM54 34V35H53ZM60 34V35H59ZM73 34V35H72ZM76 34V35H75ZM78 34V35H77ZM80 34L82 35V36H80ZM99 34V35H98ZM106 36H105V35ZM115 34V35H114ZM126 34V35H125ZM147 34V35H146ZM170 34V35H169ZM182 34V35H181ZM5 35V36H4ZM24 35H25V37H24ZM27 35V36H26ZM43 35V36H42ZM53 35V36H52ZM55 35H57V36H59L58 37V39L56 38V37H54ZM134 35V36H133ZM146 35V36H145ZM155 35V36H154ZM156 35H157V37L159 38H156ZM158 35H160V37L158 36ZM198 35L200 36V37H198ZM11 38H10V37ZM24 38H23V37ZM30 36V37H29ZM39 36V37H38ZM50 36V37H49ZM52 36V37H51ZM62 36V37H61ZM96 36V37H95ZM115 36L117 37V38H115ZM118 36H120V37H118ZM123 36V37H122ZM138 36V37H137ZM141 36V37H140ZM150 36V37H149ZM151 36H152V38H151ZM165 36V37H164ZM166 36H168V37H166ZM170 36V37H169ZM176 36V37H175ZM178 36V37H177ZM188 36V37H187ZM189 36H190V38H189ZM2 37V38H1ZM18 37V38H17ZM27 37H29V38H27ZM32 37V38H31ZM48 37V38H47ZM87 37V38H86ZM114 37V38H113ZM125 37V38H124ZM129 37V38H128ZM137 37V38H136ZM143 37V38H142ZM182 37V38H181ZM202 37V38H201ZM16 38V39H15ZM38 38H41L42 40H44V41H42L41 39L39 40ZM74 38V39H73ZM84 38V39H83ZM101 38V39H100ZM128 38V39H127ZM135 38V39H134ZM140 38V39H139ZM166 38H168V39H166ZM172 38H174V39H172ZM176 38V39H175ZM181 38V39H180ZM15 39V40H14ZM19 39L21 40V41H19ZM23 39H25V40H23ZM26 39H27V42H26ZM28 39L31 41V43H30V41H28ZM32 39V40H31ZM35 39V40H34ZM38 39V40H37ZM49 39V40H48ZM53 39H55V40H53ZM87 39V40H86ZM124 39V40H123ZM154 39H156V41L154 40ZM164 41H163V40ZM10 40H11V43H10ZM17 40V41H16ZM37 40V41H36ZM46 40V41H45ZM51 40V41H50ZM104 40V41H103ZM110 40V41H109ZM118 40L120 41V42H118ZM123 40V41H122ZM128 40H130V43H127L128 42ZM134 40V41H133ZM135 40L137 41V43L135 42ZM152 40V41H151ZM154 40V41H153ZM158 40V41H157ZM169 40H170V42H169ZM179 40V41H178ZM190 40V41H189ZM204 40V41H203ZM42 41V42H41ZM57 41V42H56ZM85 41V42H84ZM95 41H97V43L95 42ZM100 41V42H99ZM160 41V42H159ZM167 41V42H166ZM174 41V42H173ZM180 41H182V42H180ZM18 42H20V43H18ZM24 42V43H23ZM33 42V43H32ZM39 42H41V43H39ZM51 42V43H50ZM56 42V43H55ZM76 42V43H75ZM78 42V43H77ZM82 42H84V45H83V43ZM93 42H95V43H93ZM106 42V43H105ZM111 42V43H110ZM114 42H115V44H114ZM203 42V43H202ZM1 43H3L5 46H3ZM5 43H7V44H5ZM10 43V44H9ZM13 43V45H11ZM36 43H37V45H36ZM43 43H44V45H43ZM46 43V44H45ZM48 43H50L49 45H48ZM73 43H75V44H73ZM99 43V44H98ZM105 43V44H104ZM123 43V44H122ZM125 43V44H124ZM135 43V44H134ZM144 43V42H143ZM153 43V44H152ZM167 43V44H166ZM178 43V44H177ZM199 43V44H200ZM26 44V45H25ZM35 44V45H34ZM41 44H42V46H44V47H42L41 46ZM54 44V45H53ZM71 44V45H70ZM79 44V45H78ZM120 44H122V45H120ZM161 44V45H160ZM14 45L16 46V48L14 47ZM17 45H19V46H17ZM30 47H29V46ZM39 45V46H38ZM74 45V46H73ZM97 45V46H96ZM104 45V46H103ZM118 45V46H117ZM125 45V46H124ZM128 45V46H127ZM132 47H131V46ZM135 45V46H134ZM140 45V46H139ZM166 45V46H165ZM173 45V46H172ZM185 45V46H186ZM5 47V48H3V47ZM6 46H11L10 47V49H9V47H6ZM12 46H13V48H12ZM21 46H22V49H20L21 48ZM24 46V47H23ZM34 47V50H33V47ZM50 46V47H49ZM51 46H53V47H51ZM64 46H65V48H64ZM80 46V47H79ZM83 46H84V48H83ZM90 46H92L91 48H89ZM101 48V50H100V48ZM114 46V47H113ZM119 46H120V48H119ZM184 46V45H183ZM182 46V47H183ZM19 47V48H18ZM42 48V51H41V49H39V48ZM59 47V48H58ZM97 47H98V49H97ZM110 47V48H109ZM130 47V48H129ZM15 48V49H14ZM26 48H28V49H26ZM37 48V50H35ZM53 48V49H52ZM61 48V49H60ZM80 48V49H79ZM86 48H88V49H86ZM117 48V49H116ZM120 50H119V49ZM123 48V49H122ZM133 48V49H132ZM166 48V49H165ZM5 49H7V51L5 50ZM19 49V50H18ZM23 49L25 50V51H23ZM33 50V51H31L30 52V50ZM40 50V52H39V50ZM44 49V50H43ZM69 49V50H68ZM94 49H96V50H94ZM114 49V50H113ZM124 49H126V50H124ZM136 49V50H135ZM139 49V50H138ZM143 49V50H142ZM171 49V50H170ZM13 50V51H12ZM16 50V51H15ZM28 50H29V52H28ZM53 50V51H52ZM57 50H62V51H58L57 52ZM76 50H77V52H76ZM79 50V51H78ZM94 52V54H93V52ZM106 50V51H105ZM15 51V52H14ZM22 51V53H20V52ZM44 51V52H43ZM66 51V52H65ZM68 51V52H67ZM88 51V52H87ZM97 51H99V52H97ZM111 51V52H110ZM128 51V52H127ZM131 51V52H130ZM136 53H135V52ZM6 52V53H5ZM7 52H8V54H7ZM10 52L12 53V52H14V54L12 53V54H10ZM23 52H24V54H26V56H28L29 55V59L30 58H33V59H31V60H33L34 61V63H32L29 59H28V57H26V56H24L23 57ZM27 52V53H26ZM73 52V53H72ZM75 52V53H74ZM86 53V54H84L83 55V53ZM108 52V53H107ZM114 52H116V53H114ZM20 53V54H19ZM40 53V54H39ZM49 53V54H48ZM67 53V54H66ZM68 53H69V55H68ZM72 53V54H71ZM101 53H103V54H101ZM110 53V54H109ZM130 56H132L133 54V58L130 56H128L127 54ZM138 53V54H137ZM6 54V55H5ZM17 54V55H16ZM22 54V58L20 57V55ZM35 54V55H34ZM58 54L61 56H58ZM79 54V55H78ZM88 54V55H87ZM91 56H90V55ZM96 54H97V56H96ZM100 54V55H99ZM104 54H106V55H104ZM108 54V55H107ZM137 54V55H136ZM5 55V56H4ZM10 55V56H9ZM15 56V59L13 60V58H14V56ZM19 55V56H18ZM30 55H32V56H30ZM35 57H34V56ZM39 55H40V57H39ZM51 55V56H50ZM62 55H63V57L64 58H62ZM66 55V56H65ZM73 55V56H72ZM83 55V56H82ZM94 55V57L93 58H91L92 56ZM99 55V56H98ZM110 55H111V59H109L110 58ZM117 55V56H116ZM4 56V57H3ZM12 56V57H11ZM45 56H46V58H45ZM53 56V57H52ZM55 56V57H54ZM81 56V57H80ZM85 56V57H84ZM88 56V57H87ZM103 56V57H102ZM105 56H107V57H105ZM124 56V57H123ZM125 56H127V57H125ZM134 56H136V57H134ZM139 56H141V58L139 59L138 57ZM143 56V57H142ZM2 57H3V59L5 58V60H6V62H5V60H2ZM8 57V58H7ZM12 59V62H11V60H10V58ZM19 59V57H20V61H18V59ZM37 57V58H36ZM70 57H71V59H70ZM105 57V58H104ZM23 58H24V60H23ZM42 58V59H41ZM45 58V59H44ZM49 58V59H48ZM55 58L56 60H57V62H58V64H57V62H56V60H55V62L54 61H52L53 59ZM57 58H59V59H57ZM62 58V59H61ZM74 58V59H73ZM86 58H90V59H86ZM99 58V59H98ZM101 58V59H100ZM118 60H117V59ZM124 58V59H123ZM138 58V59H137ZM145 58V59H144ZM48 59V60H47ZM69 59V60H68ZM85 59V60H84ZM94 59H95V62H94ZM99 60V62H98V60ZM114 59H115V61L117 62L116 63V65L114 64L115 63V61H114ZM129 59V60H128ZM133 59H135L136 60V62H137V60L138 61H142V62H144V60L147 62V60H148V64L145 62V66H146V68L145 69H143V67H144V63H143V67L142 66H140V71H135V69L131 66L132 64H134L135 63V60H133ZM144 59V60H143ZM7 60H9V64H8V61ZM16 60V61H15ZM29 60V61H28ZM43 60V61H42ZM51 60V61H50ZM61 62H60V61ZM81 60H83V61H85L84 62V64H82L83 63V61H81ZM87 60V61H86ZM102 60V61H101ZM108 60H110V61H107ZM111 60H113V61H111ZM153 60V59H152ZM24 61V62H23ZM37 61H38V63H37ZM42 63H41V62ZM45 61H46V64H45ZM79 61V62H78ZM133 61V62H132ZM13 62H15V63H13ZM20 64H19V63ZM48 62H50V64H48ZM64 62V63H63ZM82 62V63H81ZM89 64H88V63ZM122 62V63H121ZM128 62H130V63H128ZM131 62H132V64H131ZM2 63H3V65H2ZM11 63V64H10ZM13 63V64H12ZM18 63V64H17ZM27 63H31V64H27ZM36 63V64H35ZM55 64L53 67H52V64ZM62 63L64 64V66L65 67H63V65H62ZM71 63V64H70ZM80 63V64H79ZM95 63V64H94ZM97 63V64H96ZM101 63V64H100ZM124 63V64H123ZM158 63V64H157ZM160 63V64H159ZM162 63H164V64H162ZM16 64V65H15ZM27 64V65H26ZM41 64H43L42 66L44 67H42L41 66ZM45 64V65H44ZM57 64V65H56ZM67 64V65H66ZM73 64V65H72ZM84 65V68H82L83 66L82 65ZM87 64V65H86ZM102 64H103V66H102ZM152 64V65H151ZM28 65H33L32 66V69H34V70H32L31 69V66H28ZM77 65H79V66H77ZM97 65H98V68H96L97 67ZM110 65V66H109ZM112 65V66H111ZM115 65V66H114ZM117 65L118 66H120V67H117ZM121 65H122V67L123 66H125V67H123V71H122V67H121ZM158 65V66H157ZM162 65V66H161ZM164 65V66H163ZM6 66V67H5ZM11 66V67H10ZM17 66V67H16ZM19 66V67H18ZM23 66V67H22ZM36 66V67H35ZM52 67L53 69H50V67ZM70 68H69V67ZM81 66V67H80ZM87 66H88V68H87ZM100 66V67H99ZM106 66V67H105ZM107 66L109 67V68H107ZM149 66V67H148ZM169 68H168V67ZM13 67V68H12ZM22 67V68H21ZM35 67V68H34ZM46 67H49L48 69H49V71H48V69L46 68ZM55 67L58 69V72H57V70L56 71H54L55 70ZM74 67H76V68H74ZM95 69H94V68ZM105 67V68H104ZM112 67H115V68H118V70L116 69V71H115V73L114 72H111V68ZM126 67H128V68H126ZM153 67V68H152ZM155 67V68H154ZM157 67V68H156ZM12 68V69H11ZM27 68H29L28 70H27ZM43 70V75H41L42 73L40 72V71H42L41 69ZM46 68V69H45ZM63 68V69H62ZM65 68H67V69H65ZM78 68V69H77ZM81 70H80V69ZM86 68V69H85ZM100 68H101V70H100ZM124 68H125V72H124ZM148 68V69H147ZM152 68V69H151ZM163 68V69H162ZM166 68V69H165ZM171 68V69H170ZM239 68V70L241 69V68H243V67H238ZM11 69V70H10ZM30 69L32 70L31 72H30ZM62 69V70H61ZM65 69V70H64ZM83 69V70H82ZM88 69H89V71H88ZM98 69H99V71H98ZM131 69H132V71H131ZM156 69H158V70H156ZM169 69V70H168ZM244 69V68H243ZM2 70H4V71H2ZM16 70V71H15ZM50 70H51V72H50ZM59 70H61V71H59ZM68 70V71H67ZM70 70H72V71H70ZM84 70H86V71H84ZM93 70V71H92ZM96 70V71H95ZM108 70V71H107ZM126 70H128V71H126ZM151 70V71H150ZM226 70H228V69H226ZM6 71H8V73L6 72ZM12 71H14L12 74H11V72ZM19 71V72H18ZM29 71V72H28ZM38 71V73H36ZM44 71H46L45 72V74H44ZM48 71V72H47ZM53 71V72H52ZM64 71V72H63ZM68 73H67V72ZM69 71H70V73H69ZM107 71V72H106ZM142 71V72H141ZM147 71H149V72H147ZM154 71H156V72H154ZM170 71V72H169ZM2 72V73H1ZM6 72V73H5ZM10 72V73H9ZM18 72V73H17ZM20 72H23V74L22 73H20ZM25 72V73H24ZM33 72H35V73H33ZM56 72V73H55ZM85 72V74L83 75V73ZM88 72V73H87ZM92 72V73H91ZM98 72V73H97ZM105 72H106V74H105ZM131 72V73H130ZM154 72V73H153ZM163 72H165V73H163ZM166 72L168 73V74H170V75H166ZM230 72V73H229ZM238 72V73H237ZM244 74H243V73ZM5 73V74H4ZM16 73V74H15ZM32 73V74H31ZM49 73V74H48ZM63 73V74H62ZM73 73V74H72ZM114 73V74H113ZM120 73H122V74H120ZM135 73V74H134ZM147 73V74H146ZM157 75H156V74ZM159 73V74H158ZM182 73V74H181ZM239 73H240V75H239ZM241 73L243 74L242 76H241ZM7 74V75H6ZM18 74V75H17ZM27 74V75H26ZM48 74V75H47ZM51 74L53 75V74H55V75H53V78H52V76H51ZM59 74V75H58ZM75 74V75H74ZM102 74H103V76H102ZM118 74V75H117ZM120 74V75H119ZM130 74H132V75H130ZM140 74V75H139ZM143 74V75H142ZM151 74H155L154 76L153 75H151ZM163 74V75H162ZM172 74V75H171ZM232 74V75H231ZM235 74V75H234ZM238 74V75H237ZM9 75H11V76H9ZM31 75V76H30ZM56 75H58V76H56ZM70 76V77H68V76ZM111 75V76H110ZM113 75V76H112ZM147 75V76H146ZM159 75V76H158ZM4 76V77H3ZM14 76H16V77H14ZM20 76H22V77H20ZM43 76H44V78H43ZM51 76V77H50ZM80 76V77H79ZM96 78H95V77ZM106 76V77H105ZM115 76V77H114ZM133 76V77H132ZM170 77V79H172V80H170L169 78H166V77ZM176 76V77H175ZM180 76H183V78L182 77H180ZM216 76L214 77V79L216 78ZM233 76H238V78L236 79L235 77H233ZM241 76V77H240ZM8 77H13V79H11V78H8ZM32 77V78H31ZM36 77H37V79H36ZM73 77V78H72ZM97 77H98V79H97ZM100 77H101V79H100ZM110 77V78H109ZM120 77H122V78H120ZM127 77V79H125ZM130 77V78H129ZM145 77H146V79L148 80H146L145 79ZM153 78V80L151 79V78ZM164 77L167 79H165L164 80ZM172 77H174V79L172 78ZM242 77H244L243 78V80L245 79L246 81H243L242 82ZM251 79V81H250V79ZM3 78H4V80L6 79L7 81L10 79V82H11V84H10V82L8 81V82H6V81H4L3 80ZM18 78H19V80H18ZM47 78V79H46ZM70 80H69V79ZM89 78V79H88ZM119 78V79H118ZM136 78V79H135ZM142 78H143V80H142ZM163 78V79H162ZM175 78H177V79H175ZM180 78V79H179ZM185 78V79H184ZM188 78V79H187ZM215 79V80H218V79ZM234 78V79H233ZM256 78V79H255ZM263 78H264V76H263ZM28 79H30L31 81H32V83H31V81L30 80H28ZM35 79V80H34ZM42 81H41V80ZM44 79V80H43ZM54 79V80H53ZM72 79V80H71ZM75 79V80H74ZM78 79V80H77ZM83 79V80H82ZM97 79V80H96ZM105 79V80H104ZM115 79V80H114ZM130 79V80H129ZM150 79V80H149ZM162 79V82H163V84H161L162 82L160 81ZM184 79V80H183ZM233 79V80H232ZM239 79V80H238ZM241 79V80H240ZM24 80H26V81H24ZM38 82H37V81ZM47 82H46V81ZM53 82H51V81ZM65 80V81H64ZM85 80V81H84ZM92 80V81H91ZM94 80V81H93ZM109 80V81H108ZM112 80V81H111ZM125 80H127V81H125ZM141 80H142V82H141ZM158 80V81H157ZM178 82H177V81ZM188 80V81H187ZM190 80H193L192 82L194 83V84H192V82L190 81ZM215 80H213L212 79V81H215ZM228 80V81H227ZM236 80V81H235ZM249 80V84H250V86L248 87V83H245V82H247ZM252 80H253V82L256 84V83H258V84H260V82H261V87H259L260 85H255L254 83H252L251 84V82H252ZM4 83H3V82ZM21 81V82H20ZM23 81V82H22ZM28 81V82H27ZM30 81V82H29ZM34 81H35V83H34ZM40 81H41V83H40ZM50 81V82H49ZM56 81H58V82H56ZM60 81V82H59ZM62 81H63V83H62ZM108 81V82H107ZM111 81V82H110ZM132 81H134V82H132ZM137 81V82H136ZM146 81V82H145ZM152 81V82H151ZM169 81V82H168ZM233 83H232V82ZM240 81V82H239ZM2 82V83H1ZM7 84H6V83ZM26 82V83H25ZM38 84H37V83ZM49 82V83H48ZM56 82V83H55ZM65 82V83H64ZM67 82H69V83H67ZM121 82H124V83H122V86L124 87H117V83L118 84H121ZM133 84H132V83ZM140 84H139V83ZM148 82H149V84H148ZM154 82V83H153ZM156 82V83H155ZM159 83V85L160 86H158L157 84ZM166 82H167V84H166ZM174 82H176V83H174ZM181 82V83H180ZM196 82H199V83H196ZM219 82V81H218ZM225 82V83H224ZM228 82V83H227ZM237 82H238V84H237ZM15 83H16V85H19V86H21V87H24V89H22L21 87H19V86H16L15 85ZM24 84V86H23V84ZM28 83V86L27 85H25V84H27ZM48 83V84H47ZM62 83V84H61ZM97 85H96V84ZM102 83V84H101ZM104 83V84H103ZM129 83H131V84H129ZM135 83V84H134ZM195 83H196V85L198 86V87H196V85H195ZM232 83V84H231ZM242 83V84H241ZM244 83V84H243ZM263 83V84H262ZM9 84V86H7ZM13 84V85H12ZM29 84H30V86H29ZM31 84H32V86H31ZM42 84V85H41ZM46 85V87H44L45 85ZM52 85V87H53V89H52V87H51V85ZM55 85V87H54V85ZM60 84V85H59ZM73 84V85H72ZM85 84V85H84ZM91 86H90V85ZM108 84V85H107ZM125 84H127V85H125ZM146 84V88H151L152 89V87L151 86H153V88L155 87L156 88V91H159V92H157V94L159 95V97L160 96H162V98L164 97V99H167V96L169 97L168 99H167V101L166 100H164V99H162L161 97L159 98L158 96H157V98H155L156 100L155 101H152V100H154V99H152L151 101L149 100V102L150 103H152V104H154V105H151V104H148L149 102H146V101H148L147 99H146V97L147 96H142L141 95V93H142V91H144V85ZM148 84V85H147ZM151 84V85H150ZM173 84V85H172ZM175 84H178V85H176L175 86ZM184 84H188V86L186 85H184ZM199 84V85H198ZM225 84H228V85H225ZM235 84V85H234ZM254 84V85H253ZM2 85V86H1ZM44 85V86H43ZM49 87H48V86ZM63 87H62V86ZM66 85V86H65ZM80 85V86H79ZM89 85V86H88ZM142 87H141V86ZM156 85V86H155ZM164 85V86H163ZM180 85H182V88H180ZM190 85V86H189ZM201 85L203 86V88H200L201 87ZM225 85V86H224ZM234 85V86H233ZM241 86V87H239L240 88V91H239V89H237L238 88V86ZM243 85H244V87H243ZM255 87V88H257V89H255V88H253V86ZM263 85V86H262ZM11 87V88H7V87ZM17 88H15V87ZM38 86H40V87H38ZM60 86V87H59ZM69 86V87H68ZM84 86H86V87H84ZM97 86H99L98 88H97ZM103 86V87H102ZM116 86V87H115ZM127 86V87H126ZM129 86V87H128ZM134 86V87H133ZM137 86V87H136ZM140 86V87H139ZM158 86V87H157ZM165 86H167L169 89H170V91L169 90H167L168 88L167 87H165ZM174 86V88H170V87H173ZM192 86H194V88H196V90L192 87ZM224 86V87H223ZM227 86V87H226ZM232 86V87H231ZM237 86V87H236ZM246 86V87H245ZM4 87V88H3ZM6 87V88H5ZM30 87H31V89H30ZM56 87H59V88H56ZM65 87V88H64ZM68 87V88H67ZM70 87H72V88H70ZM79 87V88H78ZM94 87V88H93ZM101 87V88H100ZM115 87V88H114ZM163 89H165V90H163ZM180 88V89H178V88ZM184 87L186 88V89H188V87L190 88V89H188L187 91H186V89H184ZM222 87L224 88V90H222ZM229 87V88H228ZM233 87H234V89H235V91H232V90H234L233 89ZM253 89H252V88ZM13 88V89H12ZM20 88V89H19ZM29 88V89H28ZM32 88L34 89L33 91H32ZM37 88H39V89H37V91H36V89ZM48 89V90H46V89ZM64 88V89H63ZM91 88V89H90ZM104 88V89H103ZM113 88V89H112ZM123 88V89H122ZM129 88H133V89H131V93H130V91H128V90H130ZM137 88V89H136ZM162 89V91H163V93H162V91H161V89ZM177 88V89H176ZM211 88V89H210ZM232 88V89H231ZM261 88H263L262 90H261ZM4 89V90H3ZM7 89V90H6ZM19 89V90H18ZM22 89V90H21ZM44 91H47V92H45L44 91V93H42V90ZM69 89V90H68ZM70 89H72V90H70ZM79 90L81 93L80 94H82V95H80L79 94V92L77 91V90ZM81 89H82V91H81ZM95 89V90H94ZM124 89H126V90H124ZM128 89V90H127ZM139 89H141V93L140 92H138V94H140V96H138V94H137V91H139ZM193 89L196 91H193ZM201 89V90H200ZM227 89H229V90H227ZM231 89V90H230ZM242 89H243V91H242ZM244 89H249V90H247V92H246V90H244ZM252 91H251V90ZM258 89H260V91H262V92H260ZM11 90H13V91H11ZM16 91V93H15V91ZM20 92V95L18 94L19 92ZM25 90V91H24ZM30 90V91H29ZM61 90H62V92H61ZM64 90V91H63ZM68 90V91H67ZM84 90H86V91H84ZM94 90V91H93ZM98 90V91H97ZM108 90H110V91H108ZM117 90H118V93H117ZM122 91V92H120V91ZM183 90H185V93H184V91ZM191 92H193V93H191ZM199 90V91H198ZM221 90H222V93H221ZM226 90H227V92H226ZM29 91V92H28ZM35 91V92H34ZM54 91V92H53ZM59 91V92H58ZM70 91H73V94H72V92H70ZM108 91V92H107ZM114 91H116V92H114ZM134 91V92H133ZM166 91H169V92H166ZM172 91V92H171ZM173 91H174V93H173ZM179 91V92H178ZM211 91H213V92H211ZM220 91V92H219ZM224 91V92H223ZM251 91V92H250ZM254 91V92H253ZM256 91V92H255ZM259 91V92H258ZM4 92V93H3ZM7 92H8V94H7ZM11 92H12V95H11ZM18 92V93H17ZM31 92H33V93H31ZM37 92V93H36ZM39 92V93H38ZM56 92H57V94L59 95V96H57L56 95ZM76 92H78V94L76 93ZM87 92V93H86ZM99 92V93H98ZM106 92V93H105ZM113 92V93H112ZM125 94H124V93ZM164 92H165V94H164ZM190 92V93H189ZM195 92V93H194ZM203 92V93H202ZM207 92H211L210 94V96L208 95V93ZM233 92V93H232ZM234 92H235V94H237L238 92V94L239 95H235L234 94ZM242 92V93H241ZM249 92L250 93H252V96H250L251 94H249ZM26 93H28V94H26ZM41 93H42V95H41ZM53 93H55V95L53 94ZM92 95H91V94ZM109 93H111V94H109ZM123 95H122V94ZM128 93H130V94H132V93H136L135 95H130V94H128ZM160 93V94H159ZM176 93V94H175ZM180 94V96H178L179 94ZM184 95V97H183V95ZM218 93V94H217ZM225 93V94H224ZM227 93H228V95H227ZM240 93H241V95H240ZM261 93V94H260ZM262 93H263V95H262ZM15 94V95H14ZM30 94V95H29ZM40 94V95H39ZM46 94V95H45ZM47 94H49V95H47ZM62 94V95H61ZM64 94V95H63ZM67 94V95H66ZM70 94V95H69ZM96 94V95H95ZM103 94V95H102ZM108 95V98H111L112 100H110L109 101V99L108 98H106L107 97V95ZM112 94H114V97H113V95ZM116 94V95H115ZM118 94V95H117ZM121 96H120V95ZM128 94V98H125V96ZM162 94V95H161ZM166 94H167V96H166ZM191 96H190V95ZM193 94V95H192ZM194 94H196V95H194ZM203 94V95H202ZM214 94L215 95H217V96H219L218 98H217V96H214ZM221 94V95H220ZM223 94V95H222ZM259 95V97H257L256 95ZM6 95V96H5ZM25 95V96H24ZM35 95H37L38 97H36ZM44 95V96H43ZM51 95H54V96H51ZM78 95H79V98H78ZM91 97H89V96ZM95 95V96H94ZM102 97H101V96ZM106 96V97H103V96ZM111 95V96H110ZM143 95H145L144 94V92H143ZM176 95H177V97H176ZM205 95V96H204ZM225 95L226 96H228V97H226L227 99H231V100H233V101H227V102H231V103H229L230 104V106L229 107H231L232 105H233V109H232V107L231 108H229L228 106H227V102H225V100H227L226 98H224L225 97ZM232 95V96H231ZM262 95V97H260ZM4 96V97H3ZM12 98H11V97ZM17 96V97H16ZM19 96V97H18ZM21 96V97H20ZM22 96H24L25 97V99L22 97ZM28 96H31L30 98L28 97ZM40 96H41V98H40ZM47 96V97H46ZM52 98H50V97ZM73 96V97H72ZM81 96V97H80ZM97 96V97H96ZM100 96V97H99ZM115 96H116V98H115ZM132 98H131V97ZM140 98H138V97ZM201 98H199V97ZM213 96V97H212ZM238 98H236V97ZM241 96V97H240ZM253 96H256V97H253ZM34 97H36V99L34 98ZM44 97V98H43ZM49 97V98H48ZM56 97V98H55ZM61 97V98H60ZM70 97H71V99L73 98V100H71L70 99ZM96 98V99H94V98ZM113 97V98H112ZM119 97H120V99H119ZM127 97V96H126ZM137 97V98H136ZM144 97V99L145 100H142V98ZM176 97V98H175ZM181 97H183V98H181ZM195 97V98H194ZM250 97V98H249ZM3 98V99H2ZM16 98H18V99H16ZM23 98V99H22ZM30 100H29V99ZM34 98V99H33ZM65 98L66 100L64 101L63 99ZM70 100H69V99ZM78 98V99H77ZM103 99V101H102V99ZM115 98V99H114ZM121 98H123V100L121 99ZM191 100H190V99ZM193 98V99H192ZM198 99V101H197V99ZM203 98V99H202ZM207 98V99H206ZM210 98H212V100L210 99ZM233 98V99H232ZM254 98V99H253ZM10 99V100H9ZM27 99V100H26ZM34 100L35 102H36V104L32 101V100ZM42 99H44V101L42 100ZM51 99V100H50ZM75 99V100H74ZM85 99V100H84ZM87 99V100H86ZM91 99V100H90ZM127 101H129V102H127ZM133 99V100H132ZM137 99V101H135ZM159 99H161V100H159ZM175 99V100H174ZM179 101H178V100ZM181 99V100H180ZM183 99V100H182ZM186 99V100H185ZM221 99L224 101H222V103H221ZM245 99L242 97V100L243 101H245ZM251 99V100H250ZM258 99H260V100H258ZM6 100V101H5ZM42 100V101H41ZM47 102H46V101ZM57 101V102H55V101ZM68 100V101H67ZM99 100H100V102H99ZM119 100H120V102H119ZM131 100V101H130ZM140 100V101H139ZM162 100H163V102H162ZM190 100V101H189ZM201 100V101H200ZM214 100V102H212ZM220 100V101H219ZM237 100V101H236ZM241 100V101H242ZM254 100L256 101V102H254ZM258 100V101H257ZM5 101V102H4ZM7 101H9V102H7ZM10 101H11V103H10ZM14 102V105H13V102ZM20 102V104H22V105H20L19 104V102ZM39 101V102H38ZM54 101V102H53ZM61 102V104L63 103V106L62 105H60L59 103ZM64 101V102H63ZM80 103H79V102ZM104 101H106V102H104ZM107 101H109V103L107 102ZM112 101V102H111ZM117 101V102H116ZM165 101V102H164ZM174 101H176V103L174 102ZM198 104H196L195 102ZM252 101H253V103H252ZM24 102V103H23ZM28 102H29V104H28ZM52 103V106H50L51 105V103ZM71 104H70V103ZM74 102H75V104H74ZM82 102H83V104H82ZM85 102V103H84ZM95 102H97V103H95ZM114 102H115V104H114ZM120 104H119V103ZM127 102V103H126ZM137 102V105L135 104ZM179 102H180V104H179ZM205 102V103H204ZM218 102H220V103H218ZM232 102L234 103V104H232ZM236 102V103H235ZM240 102V101H239ZM7 103V104H6ZM32 103H34V104H32ZM39 103V104H38ZM45 103V104H44ZM69 103V104H68ZM78 103V104H77ZM88 103V104H87ZM109 105H108V104ZM111 103V104H110ZM117 103V104H116ZM134 103V104H133ZM142 103V104H141ZM162 106V104H163V106L161 107L159 104ZM162 103V104H161ZM193 103V104H192ZM195 103V104H194ZM201 103H203L202 105H201ZM212 103H214V104H212ZM223 103H226V104H223ZM240 105V106H238V104ZM2 104V105H1ZM5 104V105H4ZM10 104V105H9ZM26 104L27 105V107H25L24 105ZM38 104V105H37ZM55 104V105H54ZM95 104H96V106H95ZM98 104V105H97ZM103 104V105H102ZM123 104V105H122ZM139 104V105H138ZM156 104V105H155ZM184 104H186L185 106H184ZM188 104V105H187ZM207 104V105H206ZM210 106H209V105ZM220 106H222V107H219V105ZM235 104H237V106H234ZM12 105V106H11ZM16 105V106H15ZM49 105V106H48ZM57 105H60V106H57ZM64 105H66V106H64ZM72 105V106H71ZM74 105V106H73ZM82 105V106H81ZM101 105H102V107H101ZM115 105L117 106L115 109L113 108V107H115ZM119 105H121L120 107H119ZM127 105V106H126ZM135 105V106H134ZM152 107H151V106ZM157 105H158V107H159V110H158V107H157ZM169 107H168V106ZM171 105V106H170ZM190 105V106H189ZM195 105H197L196 107H195ZM200 105H201V107H200ZM223 105H224V107H223ZM10 106V107H9ZM22 106V107H21ZM34 106V107H33ZM38 107V106H40V108L38 107V108H36V107ZM41 106H43V108L41 107ZM48 106V107H47ZM69 106V107H68ZM89 106V110H87V107ZM105 106V107H104ZM112 106V107H111ZM123 106V107H122ZM124 106H126V108L124 107ZM132 106V107H131ZM139 106V107H138ZM141 106V107H140ZM145 106H147V108L145 107ZM156 106V107H155ZM174 106L176 107L175 109H174ZM193 106V107H192ZM205 106V107H204ZM215 106V107H214ZM218 106V107H217ZM258 106H255V107H258ZM11 107H13V109L15 108V107H17V110H16V108L13 110ZM53 107H54V109H53ZM60 107V108H59ZM64 107V108H63ZM83 107H85V108H83ZM93 107H96V109L94 108L93 109ZM150 107V108H149ZM164 107V108H163ZM212 107V108H211ZM218 109H217V108ZM237 107V108H236ZM7 108H11V109H7ZM18 108H20V109H18ZM28 108V109H27ZM51 109V110H49V109ZM62 109V111L61 110H59V109ZM99 110H98V109ZM108 108H109V111H107L108 110ZM117 108H118V111H117ZM121 108V109H120ZM131 108H132V110H131ZM135 108V109H134ZM141 108H143V109H141ZM144 108L146 109V111L144 110ZM169 108H170V110H169ZM178 108V109H177ZM184 108H185V110H187V111H185L184 110ZM198 108V109H197ZM205 108V109H204ZM209 108H211V109H209ZM216 110H215V109ZM224 108V110H223V112H221V110ZM236 108V109H235ZM23 109V110H22ZM34 109V110H33ZM37 109V110H36ZM41 109H43V110H41ZM46 109V110H45ZM54 110V112L55 113H53L52 111ZM74 109V110H73ZM76 109H78V110H76ZM84 109V110H83ZM86 109V110H85ZM101 109V110H100ZM104 109V110H103ZM128 109H130L129 111H128ZM134 109V110H133ZM164 109V110H163ZM193 109H194V111H196L197 112V114H198V116H197V114H196V112H194L193 111ZM196 109V110H195ZM199 109H200V111H199ZM226 109H227V111H226ZM9 112H8V111ZM20 110H22V112L20 111ZM32 110V111H31ZM39 110V111H38ZM41 110V111H40ZM55 110H57V111H55ZM69 110H70V112H69ZM112 110V111H111ZM121 110H123V111H121ZM125 110V111H124ZM142 110V112H140ZM156 110V111H155ZM158 110V111H157ZM163 110V111H162ZM173 110H174V112H173ZM184 110V111H183ZM188 110H189V112H188ZM190 110H191V112H190ZM204 110V111H203ZM211 110H212V112H211ZM214 110V111H213ZM235 110H236V112H235ZM5 111V112H4ZM18 111V112H17ZM44 111H45V113H44ZM49 113H47V112ZM51 112V114H52V116H53V118H52V116L50 117V112ZM59 111H61V112H59ZM79 112V113H77V112ZM87 111V112H86ZM90 111H91V113H92V111H93V113L91 114L90 113ZM96 111V112H95ZM97 111L100 113H97ZM101 111V112H100ZM126 111H128V113L126 112ZM135 111H137V112H135ZM145 111V112H144ZM171 112V114L172 113H174V114H170V112ZM177 111V112H176ZM192 111H193V113H192ZM203 111V112H202ZM210 111V112H209ZM4 112V113H3ZM21 112V113H20ZM31 112V113H30ZM33 112V113H32ZM35 112H36V114H35ZM41 112V113H40ZM58 112V113H57ZM72 112V113H71ZM81 112H82V114H81ZM89 112V113H88ZM103 112V113H102ZM113 112H116V113H114V115H113ZM135 112V113H134ZM148 112H150V113H148ZM163 112V113H162ZM168 112H169V115H168ZM184 112V113H183ZM187 114H189V115H187ZM199 112H201V113H199ZM213 112H217V113H214L213 114ZM234 112H235V114L237 115H234ZM7 113V114H6ZM43 113V114H42ZM64 113V114H63ZM97 113V115H94V114H96ZM109 113L111 114V115H109ZM122 113V115H120ZM125 113H127V114H125ZM129 113H130V116H131V118H130V116H129ZM137 113H138V115H137ZM145 113H147V114H145ZM152 113H154V115L152 114ZM157 113H158V115H157ZM176 113V114H175ZM193 114V115H191V114ZM202 113H204V114H202ZM206 113V114H205ZM221 115H220V114ZM229 115H228V114ZM232 113V114H231ZM4 114V115H3ZM10 114H11V116H10ZM26 114V115H25ZM30 116H32L33 118H31V117H28V115ZM40 114V115H39ZM58 114V115H57ZM73 114V115H72ZM80 114V115H79ZM90 114V115H89ZM104 114V115H103ZM106 114V115H105ZM116 114V115H115ZM124 114H125V117H124ZM132 114V115H131ZM162 114V115H161ZM166 114V115H165ZM179 114V115H178ZM183 116H182V115ZM185 114V115H184ZM210 114H212V116L210 115ZM217 114V115H216ZM242 114V115H241ZM8 115V116H7ZM17 115V116H16ZM36 115V116H35ZM44 115V116H43ZM49 115V116H48ZM54 115H56V116H54ZM78 115V116H77ZM89 115V116H88ZM94 115V116H93ZM107 115H109V116H107ZM127 115V116H126ZM149 115V116H148ZM153 115V116H152ZM155 115H157L156 117H155ZM176 116V118H178V119H176L174 116ZM181 115V116H180ZM199 115H201V116H199ZM204 117H203V116ZM205 115H207V116H205ZM209 115V116H208ZM224 115V116H223ZM225 115H226V119H225ZM239 115V116H238ZM8 118H7V117ZM22 116V117H21ZM26 116H27V118H26ZM43 118H42V117ZM46 116V117H45ZM47 116H48V119H51V120H47ZM59 116V117H58ZM64 116V117H63ZM66 116H68L67 118H66ZM69 116H71V117H69ZM80 116V117H79ZM100 116H102V117H100ZM111 116H113V117H111ZM114 116H119V117H121V119L120 118H118V117H114ZM152 116V117H151ZM161 116H162V119H164V120H162L161 119ZM168 116V117H167ZM173 116V117H172ZM185 116V117H184ZM187 116H188V118H187ZM192 116V117H191ZM213 116H216V118L215 117H213ZM234 116H236V117H234ZM240 116H242L241 118H239ZM4 117H6V118H4ZM34 117H35V121L37 122V121H39L40 120V122H37L38 123V125H37V123L35 124L34 123ZM38 117V118H37ZM39 117H41V118H39ZM58 117V118H57ZM83 117V118H82ZM99 117V118H98ZM107 119H106V118ZM129 117V118H128ZM137 117V118H136ZM145 117V118H144ZM197 117H198V119H197ZM200 117V118H199ZM201 117H203V118H201ZM219 117V118H218ZM227 117H230V118H227ZM231 117H233L232 119H231ZM251 118H254V117H252V116H250ZM10 118V119H9ZM15 118V119H14ZM22 118H24V119H22ZM29 118V119H28ZM31 118V119H30ZM46 120H45V119ZM57 118V120H55V119ZM71 118V119H70ZM80 118V119H79ZM103 120H102V119ZM110 118V119H109ZM114 118V119H113ZM134 118V119H133ZM150 118V119H149ZM156 119V122H155V119ZM160 118V119H159ZM174 118V119H173ZM193 118H194V120H193ZM209 118V119H208ZM213 118H215V119H213ZM223 118V119H222ZM237 118H239L237 121H236V119ZM258 118V119H257ZM4 119H5V122H4ZM21 121H20V120ZM28 119V120H27ZM38 119V120H37ZM55 121H54V120ZM60 119V120H59ZM75 119V120H74ZM85 119V120H84ZM92 119V120H91ZM105 119L107 120V121H105ZM112 119V120H111ZM118 119L121 121V122H118ZM122 119H124L123 121H122ZM125 119H127V120H125ZM130 119V120H129ZM131 119L133 120V121H131ZM137 119V120H136ZM169 119H170V122H169ZM201 119V120H200ZM203 119V120H202ZM205 119V120H204ZM210 119H211V121H210ZM243 119V120H242ZM1 120H3V121H1ZM17 120H19V121H17ZM30 120V121H29ZM62 120H64V122L62 121ZM94 120L96 121L95 122V124H94ZM109 120H111V121H109ZM115 120V121H114ZM129 120V121H128ZM145 120V121H144ZM152 122H151V121ZM158 120V121H157ZM160 120H161V122H160ZM166 120H167V122H166ZM213 120H216V121H213ZM219 120V121H218ZM231 120H233V121H235V122H233V121H231ZM247 120V121H246ZM260 120V121H259ZM13 121V122H12ZM28 121H29V123H31V124H29L28 123ZM33 121V122H32ZM51 121V122H50ZM56 121H58V122H56ZM70 121V122H69ZM76 121V122H75ZM99 121H100V123L101 124H99ZM102 121V122H101ZM126 121V122H125ZM140 121V122H139ZM163 121L167 124V126L168 127H166V124L165 123H163ZM186 121V122H187ZM205 121H206V123H205ZM223 121V122H222ZM224 121H225V123H224ZM239 121H241V123H239ZM244 121V123H242ZM258 123H256V122ZM17 122H19V123H17ZM22 122V123H21ZM26 122V125L24 124ZM51 124H50V123ZM53 122V123H52ZM56 122V123H55ZM71 122H73V123H71ZM92 124H91V123ZM107 122H109V123H107ZM115 122V123H114ZM116 122H117V124H116ZM151 122V123H150ZM176 122V123H175ZM191 122V123H192ZM213 123V124H211V123ZM215 122V123H214ZM216 122H219V123H216ZM222 122V123H221ZM237 122V123H236ZM247 122L248 123H250V124H252L251 126H252V128H251V126L249 125V124H247ZM256 124H255V123ZM261 122H263V123H261ZM39 123H42V124H40V126H39ZM47 123H48V125H47ZM58 123V124H57ZM82 123V124H81ZM121 123H123V124H121ZM124 123H125V125H124ZM129 123V124H128ZM147 123H148V125H147ZM160 123H162V124H160ZM179 123V124H180ZM221 123V124H220ZM224 123V124H223ZM236 125H235V124ZM239 123V124H238ZM7 126H6V125ZM19 124V125H18ZM20 124H21V127H20ZM29 124V125H28ZM53 124H55V125H53ZM57 124V125H56ZM65 124V125H64ZM72 124V125H71ZM76 124V125H75ZM113 124L115 125V127H112L113 126ZM119 124H121L120 126H119V128L121 127V129H119L118 128V126L117 125H119ZM128 124V125H127ZM155 124H157L156 126H155ZM160 124V125H159ZM171 124H172V126H171ZM210 124V126L213 128H211L210 126H209V128H207L208 127V125ZM217 124V125H216ZM220 124V125H219ZM223 124V125H222ZM242 124V125H241ZM254 124V125H253ZM26 127H25V126ZM33 125V126H32ZM35 125L36 126H38V127H36L35 128ZM59 125H61V126H59ZM70 125V126H69ZM86 125V126H85ZM89 125V126H88ZM90 125H91V127H90ZM95 127H94V126ZM97 125H99V126H97ZM106 127H105V126ZM125 127V129H124V127ZM164 126V128H163V126ZM214 125H216V126H214ZM238 125H239V128H238ZM244 125H246V126H244ZM250 126V128H248L249 126ZM16 126V127H15ZM19 126V127H18ZM28 126V127H27ZM45 126H46V129H44L45 128ZM49 128H48V127ZM54 126H55V128H54ZM57 126V127H56ZM68 126V127H67ZM73 126V127H72ZM93 126V127H92ZM97 126V127H96ZM128 126V127H127ZM154 126V127H153ZM220 128H219V127ZM237 126V127H236ZM241 126V127H240ZM260 128H258V127ZM14 127H15V129H16V131H14L15 129H14ZM31 127V128H30ZM34 127V128H33ZM41 127H43V128H41ZM61 127V128H60ZM71 127V128H70ZM84 127V128H83ZM85 127H87L86 129H85ZM102 127V128H101ZM111 127V128H110ZM130 127V128H129ZM149 127V128H148ZM150 127H151V129H150ZM158 127V128H157ZM216 127V128H215ZM224 127V128H223ZM243 127V128H242ZM7 128V129H6ZM8 128H9V130H8ZM18 128H19V131H17L18 130ZM26 128V129H25ZM27 128H28V130H27ZM64 128V129H63ZM66 128H67V131H66ZM74 128V129H73ZM78 130H77V129ZM90 130H92V131H90ZM94 128V129H93ZM106 128V129H105ZM109 128H110V130H109ZM146 128H147V131H146ZM153 128V129H152ZM258 128V129H257ZM263 128V129H262ZM20 129H24L23 131L22 130H20ZM30 129V130H29ZM31 129H34V130H32L31 131ZM48 129V130H47ZM57 129V130H56ZM81 129V130H80ZM99 129V130H98ZM101 129H102V132H101ZM104 129H105V131H107L108 133L106 134L105 133V131H104ZM113 129H116V130H113ZM124 129V130H123ZM155 129V130H154ZM157 129V130H156ZM162 129V130H161ZM218 129V130H217ZM253 129V130H252ZM254 129H255V131H257L258 132V130H259V134H263L262 136L261 135H256L254 132ZM11 130V131H10ZM27 130V131H26ZM39 130V131H38ZM51 130V131H50ZM55 132H54V131ZM61 130V131H60ZM69 130V131H68ZM75 130V131H74ZM86 130V132H88V133H84V131ZM89 130V131H88ZM96 130V131H95ZM118 130V131H117ZM126 130V131H125ZM152 130V132H150ZM159 130V131H158ZM212 130V131H211ZM214 130H215V132H214ZM251 130V131H250ZM6 131V132H5ZM10 131V132H9ZM22 131V132H21ZM30 131V132H29ZM38 131V132H37ZM43 131V132H42ZM45 131V132H44ZM46 131H48V132H46ZM103 131H104V133L106 134H104L103 133ZM137 131H138V133H137ZM141 131H144V132H142L141 133ZM157 131V132H156ZM245 131H246V133H245ZM250 131V132H249ZM254 131V132H253ZM14 132V133H13ZM21 134H20V133ZM27 132H28V134H27ZM33 132H35L34 134H35V137H34V134H32ZM53 132V133H52ZM77 132V133H76ZM109 132H110V134H109ZM117 132V133H116ZM148 132V133H147ZM2 133V134H1ZM8 133V134H7ZM17 133V134H16ZM44 133H46V134H48V136L46 135V134H44ZM61 133V134H60ZM65 133V134H64ZM72 135H71V134ZM80 133V134H79ZM96 133V134H95ZM100 133V134H99ZM103 135H102V134ZM120 133V134H119ZM122 133V134H121ZM146 133V134H145ZM151 133V134H150ZM154 133V134H153ZM158 133H160V135L158 134ZM25 136H24V135ZM31 134V135H30ZM58 134H59V136H58ZM89 134H91V136L89 135ZM115 134V135H114ZM118 134V135H117ZM127 134H128V136H127ZM207 134V136H210V134L208 135ZM249 134V135H248ZM253 134V135H252ZM4 135V136H3ZM10 135L12 136V137H10ZM21 135V136H20ZM38 135V136H37ZM74 135V136H73ZM81 135V136H80ZM96 135V136H95ZM107 135H109V137L107 136ZM124 135V136H123ZM132 135H133V137H132ZM144 135H146L145 137H144ZM157 135V136H156ZM216 135L218 136V133H216ZM216 135L214 136V138L216 137ZM9 136V137H8ZM27 136V137H26ZM28 136H29V138H28ZM45 136H46V138H45ZM50 136L52 137V138H50ZM56 136V137H55ZM77 136V137H76ZM91 137V139H90V137ZM104 136H105V138H104ZM118 136V137H117ZM131 136V137H130ZM152 136V137H151ZM154 136H156V137H154ZM251 136V137H250ZM7 137V138H6ZM20 139H19V138ZM26 137V139H27V142H26V139H23V138H25ZM37 137H40V138H37ZM59 139H58V138ZM70 137H73V138H70ZM88 137V138H87ZM101 137V138H100ZM114 137V138H113ZM118 139H117V138ZM128 137V139H126ZM136 137V138H135ZM138 137V138H137ZM143 137V138H142ZM219 137V136H218ZM218 137H216L215 139L217 140L218 139ZM3 138V139H2ZM6 138V139H5ZM13 138V139H12ZM64 138V139H63ZM77 138V139H76ZM85 138V139H84ZM95 138V139H94ZM116 138V139H115ZM140 138V139H139ZM210 138V137H209ZM213 138V139H214ZM220 138V137H219ZM224 137H222L221 138V140L223 139ZM225 138H228V137H225ZM225 138L223 139V141H221L220 142V140L218 141V143L220 142V143H224V140H225ZM230 139L229 140H231L232 138L231 137H229ZM235 137H233V139H232V143L235 141L236 142V139H234ZM250 138V139H249ZM261 138V139H260ZM5 139V140H4ZM30 139V140H29ZM37 139H39V141L37 140ZM66 139V140H65ZM74 139V140H73ZM90 139V140H89ZM213 139H208V140H213ZM256 140L255 142H254V140ZM19 140V141H18ZM31 140H32V142H31ZM41 140H42V142H41ZM44 140H46V141H44ZM58 140V141H57ZM60 140V141H59ZM62 140V141H61ZM65 140V141H64ZM73 141V143H71L72 141ZM83 140V141H82ZM94 140V141H93ZM101 140V141H100ZM117 140V141H116ZM131 140V141H130ZM142 140V141H141ZM143 140H144V142H143ZM216 140H213V141H216ZM2 141V142H1ZM7 141V142H6ZM12 141L14 142V144L12 143ZM48 141V142H47ZM54 141H55V143H54ZM57 141V142H56ZM70 141V142H69ZM76 141H78V142H76ZM104 141V142H103ZM107 141V142H106ZM126 141H129V143L128 142H126ZM133 141H134V143H133ZM212 141V142H213ZM217 141L215 142L216 144H217ZM5 142H6V144H5ZM9 142V143H8ZM24 144H23V143ZM31 142V143H30ZM37 143V144H35V143ZM46 142H47V144H48V146H47V144H46ZM89 142V143H88ZM101 144H99V143ZM133 144H132V143ZM143 142V143H142ZM210 143V141L207 143V141L205 142V143H207L208 145H209V143H210V145L211 144H213V145H211V146H213V148L214 147H216L217 148V145L215 144V143ZM226 143L225 144H223L222 146L223 147H225V148H227V146H228V140L227 141H225ZM235 142H234V144H235ZM260 142V143H261ZM18 143V144H17ZM22 143V144H21ZM25 143H26V145H25ZM29 143V144H28ZM33 143V144H32ZM50 143H51V146H50ZM52 143H53V145H52ZM58 143V144H57ZM60 143V144H59ZM62 143H64L63 145H61ZM76 143H77V145H76ZM97 143V144H96ZM125 143V144H124ZM126 143H128V144H126ZM135 143H136V145H135ZM231 143V142H230ZM230 143H229V145H230ZM231 143V144H232ZM238 143V142H237ZM237 143H236V145H237ZM3 144H5L4 146H3ZM17 144V145H16ZM35 144V145H34ZM43 144V145H42ZM56 144V145H55ZM80 144H81V146H80ZM85 144V145H84ZM93 144V145H92ZM99 144V145H98ZM103 144V145H102ZM118 144V145H117ZM234 144H232L231 146H233ZM239 144V143H238ZM240 144H241V142H240ZM250 144V145H251ZM19 145V146H18ZM22 145V146H21ZM28 145V146H27ZM36 145H37V148L39 149V151H38V149L36 148ZM42 145V146H41ZM47 147H46V146ZM67 145H69V146H67ZM76 145V146H75ZM209 145V146H210ZM242 145H244V143L242 144ZM11 151V149H12V152H10L8 149H6V147ZM24 146V147H23ZM29 146H31V148L29 147ZM33 146L35 147L34 149H33ZM39 146V147H38ZM45 146V149L43 148ZM58 146V147H57ZM62 146H64V147H62ZM70 146H71V149H70ZM78 146V147H77ZM89 146V147H88ZM113 146H114V148H113ZM131 146H133V147H131ZM208 146V147H209ZM210 146V147H211ZM235 146V145H234ZM2 147H4V148H2ZM11 149H10V148ZM13 147H15L16 149H13ZM22 147V148H21ZM41 147V148H40ZM60 147V148H59ZM68 147V148H67ZM80 147V148H79ZM83 148V150H82V148ZM124 147V148H123ZM209 147V148H210ZM230 147V146H229ZM3 150H2V149ZM28 148L30 149V151H27L28 150ZM43 148V150H41ZM52 148V149H51ZM64 148V149H63ZM66 148V149H65ZM74 148H75V150H74ZM79 148V149H78ZM90 148V149H89ZM94 148H96V150L94 149ZM98 148V149H97ZM105 148V149H104ZM108 148V149H107ZM110 148H111V150H110ZM123 148V149H122ZM215 148V149H216ZM5 149H6V151H5ZM36 149H37V151H36ZM47 149V150H46ZM54 149V150H53ZM60 149V150H59ZM78 149V150H77ZM87 149V150H86ZM104 149V150H103ZM120 149V150H119ZM211 150H212V148H210ZM215 149H213V150H215ZM33 152H32V151ZM53 150V151H52ZM68 150V151H67ZM73 150V151H72ZM77 150V151H76ZM93 152H92V151ZM98 150V151H97ZM102 150V151H101ZM116 150H118V151H116ZM2 151H4V153H7V154H3L2 153ZM17 151V152H16ZM28 155V157L29 158H26L27 156H26V154L24 153V152ZM34 151H36V152H34ZM47 151V152H46ZM56 151V152H55ZM63 151V152H62ZM70 151V152H69ZM101 151V152H100ZM110 151H112V152H110ZM132 151V152H131ZM29 154H28V153ZM31 152V153H30ZM39 152V153H38ZM67 152H69V154L67 153ZM92 152V153H91ZM95 152V153H94ZM97 152V153H96ZM117 152V153H116ZM125 152V153H124ZM2 153V154H1ZM9 153V154H8ZM11 153H13V155L11 154ZM17 153V154H16ZM36 154L35 155V157H37V155L39 154V156L37 157V158H35L34 157V155H31V154ZM41 153V154H40ZM66 154V156H65V154L64 155H60V154ZM90 153V154H89ZM102 153V154H101ZM108 153V154H107ZM127 153H129V154H127ZM23 154V155H22ZM111 154H112V156H111ZM115 154V155H114ZM117 154V155H116ZM127 156H126V155ZM3 155V156H2ZM6 155V156H5ZM9 155V156H8ZM22 155V156H21ZM69 155V156H70ZM74 155H78V153H76V154H74ZM98 155H100V156H98ZM110 155V156H109ZM114 155V156H113ZM5 156V157H4ZM15 156H16V158L17 159H15ZM21 156V157H20ZM58 156V157H59ZM93 156V157H94ZM102 156V157H101ZM104 156V157H103ZM107 156V157H106ZM8 157V158H7ZM19 157H20V161H21V163H20V161H19ZM25 157V158H24ZM31 157L33 158H35V160L34 159H32L33 161H31V160H29V159H31ZM2 158H3V160H2ZM4 158H6V159H4ZM12 158L13 159H15V161L14 160H12ZM103 158V159H102ZM148 158V159H147ZM7 159H8V163H7ZM26 159V160H25ZM27 159H28V161H27ZM129 159V158H128ZM128 159H127V161H128ZM148 161H147V160ZM151 159V160H150ZM149 159V157H144V161L146 162V163H148L149 162V160L150 161H153V158H150ZM6 161V163H5V161ZM159 159H157L156 160V158H155V161L157 162ZM10 161H11V163H10ZM25 163H24V162ZM31 161V162H30ZM42 161V162H43ZM124 161H126V160H124ZM124 161H121V167L123 166L122 165V162H123V164H124ZM155 161H153V162H155ZM160 161V160H159ZM18 163L19 162V164L20 165H18V164H16V163ZM3 163V164H2ZM23 163V164H22ZM31 163V164H30ZM128 163H131V162H128ZM10 164V165H9ZM14 164H16L15 165V167H14ZM22 164V165H21ZM259 165H261L262 167H264L263 165L264 164H259ZM10 166V167H9ZM11 166H13L14 167V170H13V168L11 167ZM19 168H18V167ZM22 167V168H21ZM4 168V169H3ZM6 168H7V170H6ZM10 168H12V169H10ZM17 168V169H16ZM10 170V172H9V170ZM22 169V170H21ZM3 170H5V171H3ZM1 171H2V173H1ZM7 171H8V173H7ZM12 171H14V172H12ZM4 172H5V175H4ZM15 173V175H13ZM20 173V174H19ZM6 175H7V177H6ZM9 177V178H8ZM13 177V178H12ZM5 178H6V180H5ZM16 178V177H15ZM23 178V177H22ZM21 178V179H22ZM258 178V177H257ZM263 178V179H262ZM251 179V178H250ZM253 179V178H252ZM251 179V180H252ZM259 179H257V182L258 183H255V185H252V189H254L255 187H256V189H254V191H253V198L252 199H254L253 201H254V206H253V214L254 215H258L259 213H261V211H260V209H263L264 208V175H262V177H260V181H258ZM4 182V183H1V182ZM249 181V180H248ZM249 182H251V181H249ZM3 184V185H2ZM248 184V183H247ZM257 185V186H256ZM2 186V187H1ZM253 186H254V188H253ZM260 187V188H259ZM6 189V190H5ZM260 189H261V191H260ZM3 190H4V192H3ZM6 194V193H5ZM8 194V193H7ZM6 194V195H7ZM200 194V193H199ZM199 194L197 195H192L193 197H188V199H187V203H188V205H190L191 207H193V208H195L196 210H200V211H202L203 213H205L207 216H209L208 218L210 219V220H213L214 219V221H223L224 219H226L227 218V213L225 212L224 213V211H221L220 210V207H218V206H216L215 205V199L214 198H211L210 197V195H208L207 193H206V195H208L209 197H206V195H204L205 193H203V195H204V199H206V200H204L203 199V197L201 198V194H200V196H199ZM9 195V194H8ZM259 195V196H258ZM196 196H198V197H200V198H198V197H196ZM9 197V199H11V197L12 196H8ZM7 198V197H6ZM195 199V200H192V199ZM208 198H210L209 200H208ZM211 199H212V201H211ZM213 199H214V202H213ZM257 199V200H256ZM189 200V201H188ZM192 200V201H191ZM196 200H198V202L196 201ZM208 200V201H207ZM173 202H171V203H173V204H171L170 202L167 204V206H169L170 204V206H171V209H170V206H169V208L167 207V206H165V207H167V209L169 210V211H171V210H173V209H175V207H176V204H175V201L174 200H172ZM209 201H210V203H209ZM214 204H213V203ZM201 203V204H200ZM203 203V204H202ZM209 203V204H208ZM206 204V205H205ZM202 205V206H201ZM212 205H213V207H212ZM102 207L103 206H100V207H98V208H96V209H94V208H92V209H84L83 210V212L80 214L81 216H79L78 218H75V221H73V219L71 220L70 218V221H68L67 220V218L66 219H64V218H60L61 219V224L62 225H66L65 227H66V229L65 228H63V230L65 229L66 231H63L61 228L62 227H64V226H62L61 224H60V222H54V221H50L49 222V225H48V223H47V225L50 227V225H53V226H51V228H50V230L48 229V228H46L47 230H49V231H47L46 230V234L44 233V232H42L43 233V235L41 234V232L38 234V232L36 233L37 235H39L38 236V239H39V237H40V240H41V238L43 239V238H45V240H41V242H40V240H39V242H40V244H42V245H40L39 244V246L37 247V248H34V250L36 251V252H34V250L32 251V253L30 252V254H32V255H29V257L28 258H26V257H24V256H22L21 254L18 256V254L19 253H17L16 255H17V259H16V256L14 257V261L12 260L9 264H41L40 263V261L42 262V260L44 259H46V260H48V259H50L51 257H62V254H64V256L63 257H66V255H68V253L71 251V250H74V249H81L82 247H89L90 248V250H89V252H88V254L87 255H89V257L88 256H86L87 257V259L89 260L88 262H87V260H85V263L86 264H90L91 263V261H93L91 264H105L104 263V261L105 260H108V259H110L111 258V255H112V252H113V250H114V252L117 250H120L121 248H120V246H122L123 244H124V241H126V239H124V238H127V232L126 231H128L129 229H127L126 230V227H122L124 224H123V221L125 220V219H130L129 217H127L126 218V216H128L129 214H127V213H122V212H116L115 214H117L118 213V215H115L113 212H111V210H109L108 208H106V209H104V207H103V209H102ZM219 209H218V208ZM102 210H100V209ZM173 208V209H172ZM210 208V209H209ZM215 208H216V210H215ZM255 208V209H254ZM92 210H93V212H92ZM95 210V211H94ZM100 210V211H99ZM18 211H21V210H19L18 209ZM89 211V212H88ZM107 211H109V212H107ZM209 211V212H208ZM222 213H221V212ZM18 213V212H17ZM20 213V212H19ZM21 213H23L22 211H21ZM87 213V214H86ZM106 213H108V214H106ZM110 213V214H109ZM111 213H113V214H111ZM119 213H121L122 214V216L119 214ZM256 213V214H255ZM258 213V214H257ZM123 214H125V215H123ZM127 214V215H126ZM211 214V215H210ZM22 215V214H21ZM114 215V216H113ZM225 215H226V217H225ZM119 218H121L122 219V217L123 216H125V219H122V221H120L119 219H118V217ZM223 216V217H222ZM117 217V218H116ZM22 218H24V217H22ZM124 218V217H123ZM213 218V219H212ZM26 219L27 220H30L29 218H27L26 217ZM25 218L24 219H22V221H24V220H26ZM77 219V220H76ZM80 219V220H79ZM113 219V220H112ZM116 219V220H115ZM127 219V223H129L130 222V220H128ZM2 220L3 219H1V222H2ZM6 221H5V223L7 222L8 223V221L7 220H9L10 221V219H5ZM26 220V221H27ZM131 220H132V218H131ZM227 220V219H226ZM57 221H59V220H57ZM62 221H63V223H62ZM67 221V222H66ZM120 221V222H119ZM129 221V222H128ZM216 222V223H219V222ZM0 222V223H1ZM52 222V223H51ZM65 222V223H64ZM80 222V223H79ZM111 222V223H110ZM117 222H119V223H117ZM122 222V223H121ZM125 222V224H126V220L124 221ZM224 222H225V220H224ZM9 223H11V222H9ZM8 223V226L10 227V226H12V225H10ZM28 224L29 223H32V225H30V227L28 226V224H25L29 229H27V231H29L30 230V228H33V229H31L32 231H34V232H36L35 230H38L37 228L35 229V227H34V225H35V223L34 222H32V221H28L27 222ZM34 223V224H33ZM67 223V224H66ZM79 223V224H78ZM130 223H132V221L130 222ZM221 223V222H220ZM223 223V222H222ZM75 224V225H74ZM112 224V225H111ZM116 224V225H115ZM37 225L38 224H36V227H37ZM47 225H46V227H47ZM57 225V226H56ZM58 225H61V226H59L58 227ZM122 225V226H121ZM32 226V227H31ZM54 226H56V229L54 228ZM72 226V227H71ZM75 226V227H74ZM77 226H78V228H77ZM121 226V227H120ZM53 227V228H52ZM94 229H93V228ZM57 228H58V230L60 231V232H62V233H58L57 232ZM60 228V229H59ZM23 229V228H22ZM25 229H26V227H25ZM25 229H23L22 230V232H27ZM35 229V230H34ZM53 229H55V230H53ZM72 229V230H71ZM119 229V230H118ZM123 229V230H122ZM54 231V233L56 232V233H58L57 234V238L55 237L56 236V233L54 234V233H52L53 231ZM68 230V231H67ZM74 230V231H73ZM110 230V231H109ZM122 232H121V231ZM126 230V231H125ZM211 230V231H210ZM209 231L210 232H208V234H207V232L206 231H204V230H202V231H200L199 233H201V237L203 238V240L204 241H207V243L206 242H204V247H207V248H205V249H207V250H209L210 251V249L212 250V251H214V252H211L213 255L216 253H219L220 252V249L222 248V246L221 245H223L222 243H225V240H224V236L222 235L221 236V234H220V232H216V229H214V230H212V229H210ZM51 231V232H50ZM76 231V232H75ZM102 231V232H101ZM105 231V232H104ZM66 232V233H65ZM68 232V233H67ZM100 232V235H103V233H104V238L106 239V241H103V240H99V239H102L103 238V236L100 238L99 236V233ZM107 232H111V233H113V236H115L117 233V237L114 239L115 241L114 242H116L115 244H114V242L112 241V239H111V241L109 240V242H108V237H107V235L106 234H108ZM126 232V235L124 234ZM212 232V233H211ZM114 233H116V234H114ZM218 233V234H217ZM52 234V235H51ZM55 236H54V235ZM97 234H98V238H95L96 240H97V242H96V240L95 239H93L94 238V236L96 237L97 236ZM216 234V235H215ZM220 234V235H219ZM248 234L249 235H252L250 232H248ZM51 235V236H50ZM64 235V236H63ZM66 235V236H65ZM123 235H125L124 237H123ZM209 237H208V236ZM210 235H212V237L210 236ZM218 235V236H217ZM45 236V237H44ZM53 236V237H52ZM213 236H216V237H213ZM219 236H221V237H223V238H220V240H219ZM60 237V238H59ZM64 237V238H63ZM93 237V238H92ZM217 237H218V239H217ZM54 238V239H53ZM90 238L92 239L91 241H89L90 240ZM48 239V240H47ZM207 239V240H206ZM217 239V240H216ZM221 239H223L224 240V242H218L217 243V241L219 240V241H221ZM213 240V241H212ZM216 240V241H215ZM53 241V242H52ZM95 241V242H94ZM99 241H100V243H99ZM104 243H103V242ZM211 241V242H210ZM112 242H113V245H111L112 244ZM214 242H216V243H214ZM90 243V244H89ZM98 243V244H97ZM101 243H103V244H101ZM219 243L221 244L220 246H221V248H220V246H219ZM44 244V245H43ZM61 244V245H60ZM93 244V245H92ZM96 244V245H95ZM99 244H101V245H99ZM218 244V245H217ZM54 245V246H53ZM89 245V246H88ZM95 245V246H94ZM98 245V246H97ZM82 246V247H81ZM108 246V247H107ZM212 246V247H211ZM224 246V245H223ZM42 249L41 251H40V248ZM58 247V248H57ZM209 247V248H208ZM214 247H216V248H214ZM96 248V249H95ZM100 248V249H99ZM110 248V249H109ZM118 248V249H117ZM220 248V249H219ZM113 249V250H112ZM116 249V250H115ZM215 249H216V251H215ZM219 249V250H218ZM38 250H39V252H38ZM92 250V251H91ZM112 250V251H111ZM218 251V252H217ZM67 252V253H66ZM222 252V251H221ZM29 253V252H28ZM42 253H44V254H42ZM157 253L159 254V252H157V251H153V250H149V251H147L146 253H144V254H142L141 256H139L138 257V259L135 261V262H137V264H149V261L151 260V261H153V262H155L156 264H180L179 262H177L176 261V259H174L173 257H158L157 256ZM61 254V255H60ZM107 255V256H106ZM220 256L221 257V254H217V256ZM22 256V257H21ZM40 256V257H39ZM44 256V257H43ZM104 256V257H103ZM217 256H215V257H217ZM98 257H101V258H98ZM106 257V258H105ZM42 260H41V259ZM102 258H105V259H102ZM86 259V258H85ZM16 260V261H15ZM100 260H101V262H100ZM98 262V263H97ZM135 262L133 263V264H135ZM154 263V264H155ZM82 264H84V262L82 263Z\"/></svg>",
  "mask_w": 264,
  "mask_h": 264
},
{
  "label": "trees",
  "instance_id": "trees-1",
  "mask_svg": "<svg viewBox=\"0 0 264 264\" xmlns=\"http://www.w3.org/2000/svg\"><path fill=\"white\" fill-rule=\"evenodd\" d=\"M135 264H137V262H135Z\"/></svg>",
  "mask_w": 264,
  "mask_h": 264
}]
</instances>
